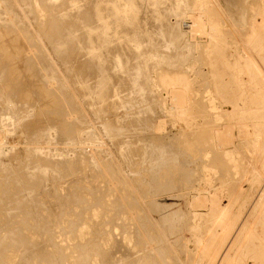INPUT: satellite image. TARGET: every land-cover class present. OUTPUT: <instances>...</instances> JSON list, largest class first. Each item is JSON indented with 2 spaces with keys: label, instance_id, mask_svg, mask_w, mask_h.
Segmentation results:
<instances>
[{
  "label": "rangeland",
  "instance_id": "rangeland-1",
  "mask_svg": "<svg viewBox=\"0 0 264 264\" xmlns=\"http://www.w3.org/2000/svg\"><path fill=\"white\" fill-rule=\"evenodd\" d=\"M33 1H34V3L35 2L37 4L39 3L38 5L35 4V8L37 10L33 7L34 6ZM37 1H39V2H37ZM44 1H46V0H41V1L40 0H32V1L31 0L30 1L29 0H22V1L21 0H4V2H3V0H0V23H1L0 24V75H1L0 76V129H1L0 130V180L2 179L3 181L5 180L6 183L8 182L7 183L8 185L6 184V186H4V188L9 187V185H11L12 187L17 186V185H20V187L21 186L23 187V188H20L18 192L16 191L20 195V197L22 196L20 200L18 199L19 200L18 202L21 205V208H18L19 205H18L17 200L16 199L13 200V198H15L14 196L11 197L12 193H13V195L14 194L16 195V192L14 193L13 189L12 190L10 189L11 186L8 189L6 188L7 190H5L4 188H1L3 186V184H0V186H1L0 189H2L0 191H3V189L5 190V191H3V192H5V193H3L4 196H6L7 193L12 192V193L7 195V197L9 195H11V196H9V198L11 197V199H7V200L5 199L6 197H3L2 194H0V196H1L0 198H2V201L0 199V204H2V202H5V203L7 202L6 204L5 203L2 204L3 208H1L2 211L1 210L0 211H1V213L5 214V215L10 213L8 215L9 216L8 220L9 221L12 220V221L7 223V226L5 225L6 223L3 224L5 226L2 225V228L0 226V229H1L0 231L3 233L2 234L0 232V239H1L0 240L1 241L0 242V246H1V243L3 244L2 246L9 245V243L11 245H14V243L19 244L18 246L20 248V251L22 250L21 248L23 247V251H22L23 253L22 252H17L16 253V251H15V256H16V254H18L17 257L20 256L19 254H24L23 257L20 256L19 259H21V257H22V259H24L26 257L25 259L27 260L29 255L32 253L30 255L31 258L29 257V260H27L29 262V264L30 263L34 264V261H37V260H39V263L42 262L44 264H48V263L51 264V262H52V264H66V263H69L68 261H71V264H73L74 261H76V260H70V258L73 259V257H75L74 259H76V257H77V261L83 260V261L77 262L78 264H86V263L87 264H94V263L95 264H97V263L98 264H103V262L106 261L107 258L109 259V260H107L109 262L108 263L104 262V264H109V263H111V264H124V263L131 264L133 262H134L133 264H136L135 261H138L139 258H141L142 256L143 257L148 256V253L151 256L150 263L148 262L149 264H151V263L152 264H155V263L156 264H171V263L172 264H194V263L198 264L197 262L202 260L205 252L207 253L208 251H212V252L214 251V254H215L216 251H217V248H219V244H218V246L215 247L214 250H211V249H212L214 240L217 237H219L221 235V233H222L221 227L223 228V225H222V214H221V212L228 205V202L232 201V197L233 196L231 195V193L236 192L239 189L243 188L242 191H244L247 194L248 203L255 196V193L257 191V186H254L251 189L250 183H249V179H251V175L254 172L253 170H255L257 168V165H259L258 164L260 162V154H259V152H260L261 146L264 144V137L263 138H255L254 137V135L252 134L253 128H252L251 123H248L249 124L248 128H242L241 130L240 129H238V130L235 129V133H236L235 136L236 137L234 138V140H231L230 149L233 150V151H236V150L237 151L235 152V154L233 156V161L234 162H231V164L229 163L230 167L228 166L229 170H226V174L223 173V172H225V171H223V169H219V165L220 164H217L218 168L216 169V166H215L216 164L215 163H218V162H216L215 157L217 156V154L222 153V151L219 150V149H214L216 147L213 146V143H212V145H210L211 142H212L211 140L207 141V143L204 144V148L206 149V153L204 154L206 156L205 158H204V156L201 159H199V157H196V158H194L196 160H193V159L190 158V155H189L190 153H188L189 151L187 149H185L186 145L190 141H191L192 144L195 143V138H192V140H191V139H189L187 137V128L184 125L185 123H184L183 119H181L179 116H177V113H176L175 110L171 109L174 106L173 100L171 99L174 96V94H172V92L173 93H175V91L177 92L178 88H174L175 90L172 89V88L166 89L165 87H163L161 85V80L163 78H165V80H172V79L177 78V77H184V78H188L189 82L190 81L193 82L192 84L190 82V85H191V90L193 91L192 94L194 93L193 94V99L197 103L196 111H198V112L200 111V109H201L200 106L204 105V107H205V108H203V112L204 113L202 112V114H201V116L203 118L202 119L203 122L201 121V123H204V124L201 125L200 128L197 127V129L201 130L202 132L208 130V128H205V127H207V126H209L211 124H212V126H214L215 112H217V111H218L217 113L220 112L219 111L220 108H218L217 111L216 110L213 111L211 108H209V104H208L209 101H208V99L206 97V91H207L206 89L207 88L204 87V86H206L205 83H207V81H208V80L207 81L205 80L204 76L206 77L207 75L211 74V72L216 74L217 71H218L219 66H218V59H217V54H216L218 50H215V49L214 50L213 49H204L203 50V48H205V47H201V46H203V44L205 42L204 40L203 41L198 40V44H196L194 42V40L191 41V39H190L191 36L189 37V35H187L188 29H187L186 26H187L188 23L189 24L192 23L191 20L193 19L192 18L193 17V13H191L189 0L184 1L186 3V6H184V7L181 6L183 1H179L181 7L178 5L179 7L177 6L176 8H174L175 10H177L179 12H177V11L175 12V10L172 12L171 10H173V9H170L169 13L167 12L168 15L166 14V17H165L166 21L163 20V22H161V24H160V22H157L158 21V17L156 15L157 11H160L159 9L167 8L169 6V3L172 0H167V1L166 0H148V1L147 0H141V1L140 0H132V1L131 0H126L127 2L121 0L122 3H125V2L127 3V4L125 3L126 5H124L126 7V10H125L126 12L124 11V9H125L124 7L121 8V9L124 8L123 10L117 9V8H114V7H110L112 2L108 1V0H105L104 2L106 4L103 2L105 4V5H103V8H105V10H108L109 12L107 14L106 13L107 11H104L103 13L105 15L101 13L102 14V18L104 17L103 18V24L104 25L102 24V26L99 27V28L102 31L99 32V30L96 29L94 31L95 34L98 31V33L96 35L95 34L93 35L92 32L89 31L90 36L92 37V38L91 37L90 38L92 40L90 38H88V40H89V42H91L90 43L91 46H93L92 44L95 45V43L98 42V43L101 44V45L98 44L99 47H102L100 49L101 51H98L99 47H96L98 50L95 48L98 52H100V55L96 51L97 52V54H96L97 57L94 55L95 53L92 55V57L94 56L97 59H94V57H93V59H94L93 60L91 58L92 63H91V60H90V64H93L94 62H98V64L102 63V64H100V67L102 68V66H103V68H107L108 71H111L110 72V77L111 78H109V77L106 78L105 77L106 78L105 79V78H103L104 77V75H103V77H101L98 80H96L97 78L93 79L96 76L95 71H94L92 73V78L87 77L88 79H91V80H88L86 78V81L81 80V81H78V82L74 81V79H76V78L74 76L72 77V72L73 71L76 72V70L79 71V72H86V73L89 72L88 70L87 71L86 70L81 71L80 69L82 67H80V65L82 64V66H83V61L84 60L85 61H89V60H86L87 58L89 59V57L86 54L89 55V53L91 52L89 50L90 48L89 49L87 47H85V48L82 47L81 48L79 46V44H78L79 41H78V38H77L76 40H77L78 43L76 41L75 42L77 43L78 46H76V43L75 44H71V45H73L71 47L72 48L71 50L69 48V50L66 51L65 50L66 48H64L65 45L62 44V46H61L62 51L65 50L68 53L66 54V57L64 56L63 58L59 59L58 55H57L56 48H54L53 45H50L52 43V42H50L52 40L50 35L47 38L48 34L50 33L49 32L50 27L51 26H53V27L56 26L55 28L57 30H59V32L61 33L60 34L61 39L59 38L60 40H62V38H64L63 40H65L66 38H69V40L71 39V36H69L68 34H67L68 35L67 36L66 33L64 34V32L68 31L66 25H68L70 20L69 19H64L65 21L66 20H68V21L66 22V25H65L66 27L64 26V27L61 28V25L65 24V22L63 20L61 21V19L57 18L58 16L60 17V15L62 16V14H60V12L63 13V15H64V13H66L65 11L69 9L68 7H66L68 5L67 1L69 2L71 0H67V1L65 0L66 2H64V0H63V2H59V0H52V1L51 0H47V2L49 1L51 3V5H54L55 3H58L57 6H55V5L54 6H51V5H47L46 6L47 3H44ZM72 1L69 4L73 5L72 3L74 1L73 2ZM83 1H86V0H83ZM135 1H137L136 4H138V5H136V7L138 6L137 9H135ZM146 1H147V3H146ZM151 1H153V2H151ZM173 1H175V0H173ZM206 1L210 4V5L208 4V7L209 6L211 7L210 8L211 11L208 9L209 14L207 13L208 15L205 16L206 17L205 18L206 21L209 22V23H216L217 21L218 22H222L221 23L223 25L222 28H223L224 31H227V32H225V33H227L226 39H227V42H229V40H230L229 38L231 36V32H232V28H233V20H231L232 19V14H231L232 12H231V10L229 8V0H225V1L224 0H205V3H206ZM28 2L30 4H28ZM107 2H111V3L109 4ZM184 2H183V4H184ZM2 3H4V4H2ZM42 3L45 4L46 9H44L45 6ZM153 3H154V5H153ZM65 4H67V5H65ZM107 4H109V5H107ZM144 4H146V5H144ZM213 5H214V7H213ZM28 6L30 8L33 7L34 9H32V11H31V9ZM40 6H41V8L43 10L41 8H39ZM108 6H109V9L111 8L110 10L106 8ZM129 6L130 7L132 6V8H129ZM226 6H227V8H226ZM51 7H53L55 10L56 9L57 10L55 11ZM65 7L68 8V9H66ZM185 7H186V9H185L186 11L184 10ZM38 8L41 10V12H40V10ZM50 8H51V10H50ZM80 8H82V7H80ZM146 8H147V10H146ZM187 8H189V9H187ZM7 9H8V11H7ZM76 9L77 8L74 7L72 10H76ZM79 9H77V11L79 13L77 11H72L73 13L76 12L75 14L72 13V16L75 15L73 17V19L76 17L75 21H77V23L79 24V30H77L75 28L77 30V32H76L77 34H75V35H80L81 36L82 33H84V31L86 30V28L88 29V27L90 25L92 26L93 24H92V21L88 17L87 14L85 15L86 16L85 18L86 19L89 18L88 21L85 20L84 17H82V15H81L82 11L80 12ZM182 9H183V11H182ZM212 9H214V10L212 11ZM44 10H48V11H44ZM188 10L190 12H188ZM51 11L54 12V15H53V13ZM57 11H60V12H57ZM116 11H117V13H116ZM136 11L139 14H136ZM214 11H215V14L213 13ZM33 12L35 14L39 13L40 15L39 16H38V14L35 15ZM42 12H43V14L41 15ZM44 12H45L46 15H44ZM133 12H135V13L133 14ZM174 12H175V14H174ZM55 13H57V14H55ZM78 14H80L82 18ZM101 14H100V16H101ZM135 14H136V16H135ZM153 15H156V16H153ZM230 15H231V17H230ZM36 16H38V17H36ZM52 17H56L57 19L56 18H52ZM150 17H152V18H150ZM153 17L157 18V20L155 18H153ZM201 17L204 18L203 14H201ZM43 18H46V19L44 20ZM80 18L82 20H84V21H82ZM116 18L120 19V21H118V19H116ZM128 18H130V19H128ZM135 18H137V21H135V23H134L133 20H135ZM189 18L191 20H189ZM222 18H223V20H222ZM39 19L40 20H44L46 22H42ZM54 20H56V21H54ZM78 20L79 21L81 20V22H79ZM115 20L117 22H121L122 23V24H118L117 23L118 26H120L121 28L118 27L117 24H114V23H116ZM36 21H38V22H36ZM122 21L124 22L125 26L123 25ZM50 22H52L53 24L50 23ZM60 22L63 23V24H59ZM85 22L87 24L86 26H85ZM109 22H110V24H109ZM226 22L228 23V25H227ZM38 23H40L42 26L40 24H38ZM48 23H50L49 24L50 27L48 26ZM133 23H134V26H132ZM138 23H139V25H138ZM163 23H165V24H163ZM166 23H167V25H166ZM82 24L84 25L85 28L82 27L83 28V32H80V31H82V28H81ZM122 25L125 27L124 29H122L123 28ZM126 25L129 26V27H127ZM168 25L169 26L171 25V26L169 27ZM91 26H90V28H92ZM166 26L169 27V28H167ZM43 27H45V28H43ZM114 27H116V31H114L115 30ZM161 27H163V28L166 27L167 30H166V28L165 29L162 28L166 32L162 31ZM171 27L172 28L174 27L173 29L176 30V32ZM1 28H3V29H1ZM12 28H13V30H12ZM64 28H66V29H64ZM102 28H106L107 31H106V29H102ZM7 29H9V30H7ZM109 29H110V31H109ZM169 29L170 30L172 29V30L170 31ZM122 30H123V32H121ZM228 30H230L231 32H229ZM105 31H106V34L104 33ZM46 32L48 34H45ZM115 32H117V33H115ZM120 32L122 34H119ZM228 32H229V34H228ZM7 33L9 34V36H8ZM167 33H169V34H167ZM63 34L65 36H63ZM121 35H123L122 36L123 39H121V37H120ZM15 36H17V37H15ZM108 36H109V38H107ZM115 36L116 37L118 36V37L116 38ZM171 36H173V37L171 38ZM177 36H179V38L175 39V37H177ZM88 37H89V35H88ZM93 37H96L98 39L100 38L99 39L100 41L98 39H96V38H93ZM103 37L106 38V39H104ZM130 37H132L133 42L135 41L134 40L135 37H138L136 39L137 40H141L142 44L139 45V42L137 40L136 41H137L138 44H136L135 42L133 43L132 39ZM114 38H115V40H114ZM80 39L82 40V36L80 37ZM93 39H95L96 41L98 40V41L94 42ZM63 40L60 41V42L64 43L65 41H63ZM71 40H73V39H71ZM80 43H82V41ZM195 44L198 45V46H196ZM98 45L96 44V46H98ZM134 45L135 46L139 45V47L136 46L137 47L136 48ZM187 45L189 47L190 46L191 47L189 48ZM199 45H200V47H199ZM110 46H111V48H110ZM119 46L122 47V49L120 51L117 50L118 52H116L115 51L116 49H120ZM142 47L145 49L144 51H143ZM76 48L77 49H81L82 51L80 52V51L76 50ZM86 48L89 50V51L86 50L87 53L83 52V50L85 51ZM54 49L56 50V52H55ZM74 49L77 51L76 55L81 54V55H78V56H81V57H79L77 59V60L80 61V63L78 61V64L75 63L77 61L76 58L78 56L75 55V57H76L75 61L73 59L74 58L73 54H75L74 53L75 52ZM111 49H113L114 51H112ZM109 50H110V53L108 54ZM134 50H137V51H134ZM140 50H142L141 52H145L146 51V54L144 53V56H147L148 59H149L148 60L146 57L143 56L144 58L147 59L146 63L148 64V65L146 64V67H145L146 70L145 69L144 70H140V71H142L143 74L141 72H138L139 70H136L137 72L135 73V70H134V67L138 63H142V62H144L146 60V59L143 60V58L141 56L143 53L141 54ZM205 50H206V53H204ZM59 51H61V49H59ZM121 51L123 53L121 59L125 63V64L123 63V67H121L122 64H119V63H122L121 62L122 60L120 59V56H119V54L121 55ZM102 52H103L104 57H102V59H101V56H103ZM137 52H138V54H137ZM200 52H202V54H204V56H201L202 54ZM116 53L119 56V58L116 57ZM226 53H228V50L226 51ZM16 54H17L18 58L16 57ZM69 54H72V55H69ZM106 54H108V55H106ZM90 55H91V53H90ZM134 55H136V56H134ZM137 55H138L139 58H137ZM150 56H151L152 60H151ZM5 57H7V58H5ZM8 58H10V60H11L9 62V64L7 63L9 61ZM162 58L164 60H162ZM42 59H43V61H42ZM98 59L101 60L100 63H99ZM118 59H119V62H118ZM197 59L198 60L200 59V61H198ZM72 60H73V64H72ZM159 60H162V61L159 62ZM31 61H33V62H31ZM62 61L63 62L65 61V63H63ZM183 61L184 62L186 61V62L184 63ZM69 62L71 63L70 65H69ZM2 63H4V64H2ZM163 63H164V65H163ZM6 64L9 66V67L6 66L7 69L5 68V66H2V65H6ZM94 64L96 65V63H94ZM200 64H202V65H200ZM30 65H32V66H30ZM125 65H128L130 67L126 68ZM156 65H158V66H156ZM174 65L175 66L179 65V66H176V67H178V68H176ZM210 65H213V66H210ZM149 66H153L154 69H153V67H149ZM1 67H2V69L5 68L4 70H7V71L4 72L1 69ZM131 67H133V68H131ZM123 68H125V69H123ZM9 69H11V70H9ZM85 69H87V67ZM200 69H202V71ZM127 70H128V72H127ZM147 70L149 71V73H147ZM208 70H209V72H208ZM1 71H3L7 75L2 73ZM120 71H121V73H120ZM125 71L127 72V74H126ZM129 71H130V73H129ZM132 71H134V72H132ZM200 71L201 72L204 71L203 72L204 74L201 73ZM6 72H8V73H6ZM51 72H53V73H51ZM123 72L125 73V76H124ZM131 72H132V74L134 73L135 75L134 74L132 75ZM198 72H200V73H198ZM122 73H123V76L120 75ZM128 73L130 74L128 80H130V78L131 79L133 78L132 80H134V81H133V84H132V80H130L131 82L130 81L129 82L131 84H127V87L125 88L126 90H128V92L127 91L123 92L124 90H122V85L126 81V78H128L127 77ZM158 74H160V75H158ZM118 75H120V76H118ZM192 75L193 76L195 75V76L193 77ZM200 75L202 77V81L200 80L201 79ZM121 76H122V78H119ZM133 76H135L136 78H134ZM144 76H146V77H144ZM1 77H3V79ZM4 77H6V78H4ZM10 77H12V78H10ZM84 77L81 76V78L85 79ZM14 78H16V79H14ZM81 78L78 77L79 80ZM190 78H193V80H190ZM17 79H18V81H17ZM102 79H103V82L105 81L104 83L101 81ZM107 79H109L111 81H109L107 83L106 82ZM138 79H139V81H138ZM1 80H3V81H1ZM122 80H124V82ZM6 81H7V83H6ZM10 81L12 82L13 86L15 84V87H14L15 90L12 92V94H11V92H9V90H11V89L13 90V86H11L12 84H11ZM73 81L75 83H79L80 86L84 87L83 88L84 90L82 89V87H81V90H78V88L80 86L76 87L74 85ZM94 81L97 82V84H95ZM136 81H138L137 84H136ZM195 81H197V83ZM8 82H10L9 85H8ZM17 82L18 83L20 82V84L18 85ZM83 82H84V86L81 85V84H83ZM90 82H91V84H90ZM99 82H102L101 84H104L103 86H105L106 83H107V87L105 88V90H107V88L109 90H107V91L103 90L104 88L102 87V85H100V86L98 85V84H100ZM85 83H87V84L89 83L87 87L90 88V89L88 90V88H87V91L85 90V88H86L85 85H87ZM110 84L112 86H108ZM116 84H117V86H116ZM198 84L200 85V87H199ZM202 84H203V86H202ZM16 85H18L17 89H16ZM76 85H78V84H76ZM94 85H96V86L98 85L99 88L102 87V88H100L101 89L100 91L98 90L100 92V94H99L98 91H96L97 87L94 86ZM118 85H121V86H118ZM10 87H11V89H10ZM116 87H117V89H116ZM94 88H95V90H94ZM118 88H120L121 92L118 90ZM137 88H139V90L141 89V91L137 90ZM133 89L135 91H133ZM200 89H201V91H200ZM202 90H204V92ZM212 90H213V86H212ZM16 91H18V92H16ZM79 91H81V92H79ZM91 91L95 92V93H92ZM104 91H105L106 94H108L106 96H108L109 99L107 98L108 101L106 100L107 101L106 102L104 100L106 98H104L103 100L105 102L102 101L103 102V106L100 107V105H102V103H100V104H98V103L101 101L100 97L102 99V95H104V97H105V93H103ZM83 92L84 93L89 92L88 94H86V96H87V98H88V96H91V99H90V97H89V99L92 100L91 102L94 104L95 107L92 105L90 100L89 101H88V99H86L87 101L85 100L84 97H86V96H84L85 94ZM96 92H98V94ZM115 92H116V94H115ZM117 92H119V93H117ZM198 92H199V94H198ZM195 93H197V94H195ZM79 94H81V95H79ZM139 94H141V95H139ZM15 95H16L17 99L15 98ZM194 95H195V98H194ZM10 96H11V98H10ZM31 96H33V97H31ZM97 96L99 97V99H97ZM200 96H202V97H200ZM93 98H95L96 101ZM10 100L13 101V102H11ZM121 100L123 102H121ZM111 101L112 102L114 101L116 103L113 102L114 103L113 104ZM40 103H42V104H40ZM88 103L90 104V106L88 105ZM106 103L108 105H109V103H111L110 105H112V104L113 105H112V107L110 109H108L110 106H108ZM119 103H120V105H119ZM201 103L203 105H200ZM86 104H87V106H86ZM96 104L99 105V109H98V105H96ZM14 105H15V108H14ZM91 105H92V107H91ZM102 108H104L103 111H101ZM99 110L101 112L100 115L98 114ZM31 111H33V112H31ZM10 112L12 113V115H10L11 114ZM15 113H16L17 116L15 115ZM94 113H96V114H94ZM30 115L32 116V118H30L31 117ZM35 116H37L36 117L37 119L39 117V119L37 120L35 118ZM43 116H47V117H45V119H44ZM49 116L52 117L51 120L49 119ZM197 116H199V115L196 114L195 117H197ZM24 118L26 119V121L24 120ZM29 118H30V120H28ZM46 118H48V120ZM53 118H55L57 121L55 119H53ZM32 119H33V121H32ZM34 119H36V120H34ZM204 119L207 122H205ZM20 120L21 121L23 120L22 123H21ZM39 120H40V122H39ZM3 121H5V122H3ZM28 121H29V123H28ZM37 121L39 123H37ZM41 121L43 122V124H42ZM58 122H60V124ZM56 123H58L59 126H55V125H58ZM22 124H24V125H22ZM29 124H31V126ZM61 124H62V126H61ZM32 125H33V127H32ZM69 125H70V127L71 126L72 127L70 128ZM53 126H55V127H53ZM27 127H29V128H27ZM57 127H60V129L63 127L62 130L64 131V129H65L66 133H65V131L63 132L59 128L57 129ZM66 127H67V129H66ZM28 129H30V130H28ZM244 130L247 131V132H250L251 135H248L247 137L240 136L239 132L240 133L241 132H245ZM59 131H60V133H59ZM111 133H113V134H111ZM59 134L64 135V136H61ZM84 134H85V136H84ZM59 136H61L60 140H59V138H60ZM187 138L189 140H187ZM98 143H99V145H98ZM127 146H128V148H127ZM36 147H38V148H36ZM123 148H125V150ZM181 148H183L182 152L180 151ZM126 149L127 150H131V151H127L126 154H124L126 157H128V159L132 158L131 162H130V160H126L127 158H125V156L122 154V153H124L123 151H126ZM35 151H37V152H35ZM186 151H188V152H186ZM212 151H214V152L211 155ZM128 152H129L130 156L131 155H133V156H131V157L128 156L129 155ZM162 152H164V153H162ZM40 153L42 155H40ZM237 153H239V154H237ZM136 154H137V156H136ZM148 154H149V156H148ZM121 155H122L123 159H122ZM87 157L89 158L90 161L88 159H86ZM139 157H141V159H138ZM210 157H211V159H210ZM38 158L40 160H38ZM235 158L239 162L236 161ZM33 159L35 161H33ZM42 159H43V164H41V160ZM54 159L60 160L62 163H66L65 166H67L69 164L68 166L72 167V168L71 167H69V168L67 167L68 170L65 168L66 171H65V169H63V171H64L63 175H65L64 177L62 175H61L62 177L60 176L61 178L60 177L59 178H57V177L55 178L54 177L55 175L56 176L58 175L56 173V170H58V165H59L58 163L55 164L57 166L54 165V167H56V169L53 168V166L49 167V165H50V163H49L50 161L49 160L52 161ZM65 159H66V161H65ZM86 160H87V162H86ZM44 161L46 163H49V165H47ZM28 162H29V166H31V168L28 166ZM203 162H204V164H203ZM44 163L46 164L44 166V169H45V171L47 173L55 172V174H53V173L50 174L49 173V176L50 175H54V176H50L52 178H50L48 176V174L45 171H43V170L42 171L40 170V172H39V168L40 167L38 169L37 168H35V169L33 168L35 166L36 167L39 166L40 164L44 165ZM82 163H83V165H82ZM199 163L202 164L203 166H205L206 170L208 171L207 174H206L207 175L206 178L208 179V182H206V184L203 183L201 186H198L196 183H194V187H192L190 189L186 188L187 186H185V184L182 185V183H181L182 182V178L180 179V177H179L180 171L181 170L183 171L185 169H189L190 171H195V170L198 169V168H196V166ZM87 164H89L91 166V167L89 166L91 168L90 169L91 171L88 170L89 168H87L88 167ZM206 164H207V166H206ZM211 164L212 165L215 164V165H213L214 167L213 166L210 167ZM24 165H27L28 167H25ZM79 165H80V168H82V169L79 168ZM85 166H87V167H85ZM232 166H234V168ZM45 167H48V168L46 169ZM49 168L51 169V171L49 170ZM231 168H232V170H230ZM19 169H22V171H20ZM42 169H43V167H42ZM52 169L55 170V171H53ZM18 170L21 173L23 172L22 174L19 173V175L23 176L25 174L23 176V178H25V176H26L27 179H28L29 176H32V175L33 176H37L36 175V171H38L39 174H41V178H40L39 174H38L39 177H37L38 181H40V182H38L37 179L36 180L35 179L31 180L32 177L31 178L29 177L30 178L29 180L31 182H28L29 180H27L26 178H25V180L22 179V177H21L22 180L19 179L20 176H18L19 178H17L16 177V173L18 174V172H17ZM47 170H49V171H47ZM69 170L72 171L70 174H69V172H70ZM210 170H213V171H210ZM218 170H220V171H218ZM238 170H239V172H237ZM85 171H88V172H85ZM170 171H171V173H170ZM172 171H174V172H172ZM41 172H43V175L45 173V178L42 176ZM177 172L179 173V175H178ZM230 172L232 174H230ZM8 173H9V175H8ZM195 173H197V172L195 171ZM26 174L29 175V176H27ZM66 174L68 176H66ZM71 174L74 175V176H72ZM94 174H95V177H94ZM224 174L227 177L226 180H228V181L225 180ZM229 174H230L231 177L228 176ZM84 175H86V176H84ZM98 175H100V178H99ZM104 175H106V176L104 177ZM175 175H177V176H175ZM234 175H236V176H234ZM46 176H48V177H46ZM82 176H84L85 178L82 177ZM247 176L250 177V178H248ZM53 177L55 178L54 180H57L58 182L54 181ZM65 177L69 178V180L66 179ZM93 177H94L95 181H94ZM173 177L178 179L179 182H178V180L176 181ZM244 177H246V178H244ZM16 178L21 180V181L18 182V184L16 183L17 181L15 182ZM34 178H36V177H34ZM39 178L41 180H39ZM90 179L93 180V181L90 182ZM99 179H101V181ZM234 179H235V181H234ZM243 179H245V180H243ZM5 181L3 182L4 185H5ZM22 181H23L25 186L22 185L23 183H20ZM32 181L36 183V184L34 183L35 185L31 184L32 186H34L33 189L35 187H37V189H34V190L31 189L32 186L29 183H33ZM172 181L175 182V183L173 184ZM0 182H2V181H0ZM14 182L17 185L13 184ZM25 182L28 183L31 186V187H29L31 189V191L28 190V188L25 189V187L27 185V184H25ZM37 182L40 183V185H38ZM69 182H70L71 187L68 186ZM221 184L223 185V188H222ZM235 184H236L237 187L235 186ZM29 185H27V187ZM65 185H67V186L65 187ZM59 186H63V188L61 189V187L59 188ZM72 186L73 187L77 186L76 189H75V194L78 195V196H76L74 194V196H75L74 197L73 194H71L72 196L69 194V188H67V187L73 188ZM200 187H201V191H203V192L198 191V189ZM209 187H210V189H209ZM77 188H79V189H77ZM66 189H68L67 190L68 194L65 192ZM103 189L106 190V191L105 190L104 191L107 194L104 193ZM178 189L180 191H178ZM8 190H9V192H7ZM21 190H22V193L20 194ZM76 190L78 191L77 193H76ZM79 190H81V191H79ZM90 190H91V192H90ZM36 191H37V193H36ZM61 191H62L63 195L60 194ZM162 191H163L164 194L162 193ZM194 191H196V192H194ZM197 191L200 192L202 197H204V208H199L198 211H196L197 216L193 217V213L194 212L190 209L188 202H190L191 197L196 196ZM58 192L62 196H64V194H66V197L64 196L65 199L68 198V196L70 195V197L73 199V201H71L69 203L66 202L68 204V205H66L65 201H62L63 200V198H61L62 196H60V195L56 196V195H58ZM81 192L82 193L84 192L85 194L83 193L84 194L83 195ZM92 192H94V193H92ZM99 192H101V193H99ZM48 193H49V195H48ZM90 193H91V195H90ZM102 193H104L105 195L102 194ZM93 194H95V195H93ZM98 194H102V195H98ZM146 194H148V195H146ZM80 195H82V196H80ZM89 195L91 197V200L88 199ZM150 195H151V197H150ZM94 196H96V197L94 198ZM101 196H103V198ZM77 197H79V200H78ZM97 197H100V198H98L100 201L98 199L96 201ZM106 197H107V200H106ZM139 197H140V199H139ZM51 198H53V199H51ZM74 198L77 199V200L74 201ZM34 199L35 200L37 199V201L38 200L41 201V202L38 201L41 204H39L38 202L36 203ZM59 199H61V202H60ZM92 199L95 201L94 203L90 202V201H93ZM183 199L186 200V202L183 201ZM188 199H189V201H188ZM22 200H23V202L21 203ZM8 201H9V203H8ZM13 201H15V202H13ZM32 201H34V202H32ZM48 201H50V202H48ZM80 201H82V202H80ZM98 201H99V203L104 201V203L102 202L103 203V207L101 206L102 203H100L101 205L99 203H97ZM106 201L108 202V203H106L107 205L110 202V205H109L110 207L108 206V208H106L107 211H106V209H104L107 206L105 204ZM26 202H27V204H26ZM87 202H89L88 203L89 206L87 204H85ZM151 202L152 203L154 202V203L152 204ZM155 202L156 203L159 202V203H157V207H156ZM184 202L186 204H188V205H186ZM14 203H16L17 205L15 204V206H13ZM23 203L25 204L24 206H23ZM57 203L58 204L60 203V204L58 205ZM73 204H74V206H73ZM159 204H161L162 206L159 205ZM98 205H100V206H98ZM87 206L92 209V212H91V210H89L91 212V214H92V215L90 214L91 215L90 217L92 218V216H93L92 219L89 217V215H87V214H89L88 210L87 209L85 210V207L87 208ZM95 206H96L97 209L95 208ZM150 206H152L153 208L150 207ZM28 207L31 208V209H28ZM93 207H94V209H93ZM98 207H102L104 209V211H103L102 208H101L102 209L101 210ZM163 207H164L165 212L163 210ZM179 207H180V210H179ZM187 207L189 208V210H188ZM17 208L19 210L22 209L21 210L22 212L18 211ZM24 208L26 210L28 209V211L30 210L31 212L29 211L30 212L29 213L28 211L24 210ZM34 208H37V209L39 208L41 211L40 210L36 211L37 209L34 210ZM78 208L79 209L81 208V209L78 210ZM156 208L159 209V210H157ZM172 208H174L175 211L172 210ZM160 209H162V211ZM6 210H9V211H6ZM151 210L154 211L155 213L154 212L152 213ZM62 211H64V212L66 211L65 213L67 215L64 212H62ZM79 211L81 212V214H80ZM101 211H103V212H101ZM116 211H117V213H116ZM140 211H143L144 213H142ZM157 211H159V212H157ZM160 211L162 213H160ZM173 211L175 213H173ZM191 211L193 213H191ZM25 212H27V213L25 214ZM36 212L37 213L39 212V215L37 214L38 216L36 215ZM44 212H45V214H44ZM100 212L102 213L101 217H99L101 215ZM104 212L107 213V214H105ZM163 212H164V214H163ZM1 213H0V218H1ZM28 213H29V215H28ZM31 213H32V216H30ZM33 213L35 214V216L33 215ZM47 213H48V215H47ZM97 213H99V214H97ZM174 214H176V215H174ZM10 215H12V216L10 217ZM43 215H44V217H42ZM73 215H75V216H73ZM97 215H98V217H97ZM22 216H24V217H22ZM27 216L31 217V218L27 219ZM94 216H95V218H94ZM105 216L108 217V218L107 219H103V218H106ZM55 217H56V219H55ZM187 217L190 218L191 220L188 219ZM68 218L71 220V222L74 220L73 223H71ZM87 218H89V221L91 223L88 221ZM100 218H102V219H100ZM39 219H40V222H39ZM77 220H79V221H77ZM43 221H44V223H42ZM102 221H103V225H101ZM104 221L107 222V223H104ZM187 221H188V223H187ZM58 222H59V224H58ZM87 222H89V224ZM45 223H46V225L47 224L48 225L47 226L44 225ZM74 223H75V225H74ZM1 224L2 223H0V225ZM61 224H64L67 228L64 225H63L64 226L63 227ZM145 224H146V226H145ZM86 225L87 226L90 225V226L87 227ZM100 225L102 227H100ZM27 226H29V227H27ZM70 226H71V228H70ZM78 226H79V228H78ZM97 226H99L101 229L99 227H97ZM84 227L85 228L87 227L88 229H85ZM21 228H22V230H21ZM25 228H26V231H25ZM41 228H42V230H41ZM49 228H51V229H49ZM74 228H75L76 233L74 232ZM91 228H94V230L93 229L91 230ZM54 229L56 231H53ZM120 229H121V231H120ZM7 230H8L9 233L7 232ZM14 230L17 231V232H15ZM80 230L81 231L84 230V233L80 232ZM86 230H87V233H86ZM89 230H90V232H89ZM101 230H102V232L104 234H102ZM91 231H93V232L91 233ZM125 231H127V232H125ZM140 231H142L144 235L139 233ZM78 232H80V233H78ZM94 232H96V233H94ZM135 232L137 233L136 235L139 234L138 235L139 238L138 237L137 238L134 237V236H136V235H134ZM146 232L147 233L149 232V233L147 234ZM14 233H16V234H14ZM43 233H45V234H43ZM64 233H65V235H64ZM88 233H89V235L87 236ZM145 233H146L147 236H145ZM19 234H20V236H19ZM80 234H81V236H80ZM82 234H84L83 238H82ZM95 234H96V236H95ZM151 234H152V236H151ZM10 235H11V239L10 238L7 239V237H10ZM12 235H13V237H12ZM52 235H53L54 238L52 237ZM58 235H60V236H58ZM101 235H102V238L100 237ZM142 235H143V237L145 236L146 239H144V238L140 239V237H142ZM148 235L151 236V237H149ZM30 236H32L33 239L30 238ZM91 236H93L94 238L91 239ZM27 237L30 240H28ZM75 237H78V238H75ZM86 237L87 238L89 237L88 239H90V240H88ZM147 237L152 239V240H156V241L152 242V240H149ZM12 238L13 239L16 238V239L13 240ZM23 238H25V240ZM45 238H47V239H45ZM73 238H75V239H73ZM81 238L83 239V243L84 244L81 243L82 242ZM104 238H105V240H102ZM134 238L137 241H138V239H140L139 240L140 242L139 241L136 242L134 240ZM196 238L199 239V241L201 242V246L199 245L200 247H198V245L195 242ZM4 239H6V240H4ZM26 239L28 241H26ZM38 239H40V240H38ZM7 240H9V241L6 242ZM22 240H24V241H22ZM72 240L74 241V243H72ZM75 240L78 241L80 244L76 243ZM109 240H111V241H109ZM143 240H145V241H143ZM31 241L32 242L35 241V242H33L35 245ZM85 241L89 242V244L88 243L86 244ZM101 241H103L104 243L106 242V246ZM114 242H117L116 243L117 245L113 244ZM132 242H134V243H132ZM31 243H32V245H31ZM53 243H54V245H52ZM92 243L93 244L95 243L94 245L97 246L95 248L96 251L94 250V245H92ZM107 243L110 244V245L107 246L108 245ZM135 243L136 244L139 243L137 245L138 246L141 245V247H138ZM140 243H142V244H140ZM146 243L147 244L149 243V245H146ZM90 244L93 247L90 246ZM111 244H113L114 246L111 245ZM20 245L21 246L24 245V246L21 247ZM67 245L68 246L70 245L69 247L71 249ZM79 245H80V247L82 249H83V247L84 248L87 247L88 249H90L92 247L93 249L92 248L91 249L93 250V253L91 252V254H90L91 249L90 250H88L87 248H86L87 250L86 249H83V250L79 249ZM83 245H85V246H83ZM118 245H119V247H118ZM125 245H126V247H125ZM142 245H144V246L142 247ZM25 246H27V247L29 246L31 248L30 251H29V247H28L27 248L28 250L25 249L28 252H26V251L24 252ZM44 246H46V247H44ZM134 246L135 247L137 246V248L135 249ZM148 246H151L152 249L151 248L147 249ZM55 247H57V250L54 249ZM99 247L101 248L102 251L99 249ZM104 247L105 248L106 247L107 248L112 247V248L111 249L109 248V249L105 250ZM132 247H133V249H131ZM60 248L65 250V252H63V251L60 252L62 250ZM140 248L141 249L144 248L143 249V253H142V250ZM32 249L34 250L35 253L31 252V251H33ZM73 249H75L76 251L72 252V251H74ZM128 249H129V251H128ZM41 250H42V252H41ZM98 250H100V254L96 253ZM152 250L154 251L155 254L152 252ZM155 250H157V251L159 250L158 253H160V251H161V253H162L161 255L162 256L158 255L157 251L155 252ZM17 251H19L18 248H17ZM122 251L125 252V253H123ZM82 252L83 253L86 252L84 254V257H83V253ZM102 252H104V254L107 253V255L106 254L105 255L106 256L109 255V256L105 258V255ZM129 252L133 253V254H131L133 257L134 256H136V257H134V258L131 257ZM27 253H29V254H27ZM74 253H75V255H74ZM101 253L104 256L105 260L103 259V256L101 255ZM128 253H129L130 257L128 255ZM26 254L28 255V257H27ZM41 254H43V255H41ZM64 254L65 255H69L70 258L68 256H65ZM70 254H72V255H70ZM77 254L79 256H77ZM110 254H112V255H110ZM120 254L121 255L125 254L123 257H125L126 255L127 256H126V258H124V259L122 258L121 259L122 256ZM140 254H141V256H140ZM153 254H154V256H153ZM33 255L35 257H37L38 259L37 258L33 259V257H34ZM63 255L65 256V258H68L66 260V262L63 260V259H65L63 257ZM155 256H156V258H154ZM96 257H97V259H95ZM98 257H102V259L98 258ZM152 258H154L155 260L153 259L154 260L153 261ZM188 258H189V260H188ZM22 259H21L20 262L24 261V264H26V263L28 264V262H26L25 259L24 260H22ZM125 259H127L128 261H126ZM156 259H158V260H156ZM15 260H18V258L15 259ZM101 260H104V261H101ZM85 261H86V263H85ZM91 261H92V263H91ZM158 261H159V263H157ZM121 262H124V263H121ZM15 263H17V261H15ZM138 263H139V261H138ZM148 263H144V264H148ZM231 264H264V226L262 224L254 223L252 225V227H250V231L244 237V239L242 241V244L239 246V249L236 252V257L234 259V262H232Z\"/></svg>",
  "mask_w": 264,
  "mask_h": 264
},
{
  "label": "bare ground",
  "instance_id": "bare-ground-1",
  "mask_svg": "<svg viewBox=\"0 0 264 264\" xmlns=\"http://www.w3.org/2000/svg\"><path fill=\"white\" fill-rule=\"evenodd\" d=\"M22 1V0H21ZM30 1V0H29ZM32 1V0H31ZM41 1V0H40ZM52 1V0H51ZM67 1V0H66ZM65 0H64V2H66ZM72 1V0H71ZM71 1H67V3H68V5L67 4H65V5H67L66 7H68V8H66V9H68V10H64L66 13H64V15H63V13H61L60 11H57V12H60V14H62V16L60 15V17L58 16L57 18L58 19H61V21L63 20L64 22H65V24H63V23H59V24H63V25H61V28L62 27H64L65 25H66V22L68 21V20H64V19H69L70 21H69V23H68V25H66L67 26V32H64V34L66 33V35L68 34L69 36H71V39H73V40H69V38H66L65 40H63L64 38H62V40L63 41H65L64 43H62V42H60V41H62V40H60L61 39V37H60V32H59V30H57L55 27H53V26H49V24L50 23H52V22H50V23H48V26L50 27V29H49V34L46 32L45 34H48V36H47V38L49 37V35H50V37H51V41L50 42H52L50 45H53L54 46V48H56V50H57V55H58V58L60 59V58H63L64 56L66 57V54L68 53V52H66L67 50H69V48H70V50L72 49L71 47L73 46V45H71V44H75L76 42H77V38H78V41H79V46L82 48H85V47H87L91 52V55H90V53H89V55L88 54H86L88 57H89V59L87 58L86 60H89V61H83V66H82V64L80 65V67H82L80 70L81 71H84V70H88L89 72H79V71H77L76 70V72L75 71H73L72 72V77L74 76L76 79H74V81H76V82H78V81H81V80H84V81H86V78L87 77H90V78H92V73L95 71V74H96V76H95V78H93V79H96V80H98V79H100L101 77H103V75H104V77L103 78H111L110 77V72L111 71H108L107 70V68H103V66H102V68L100 67V64H102V63H100L101 62V60H99L98 59V61H99V63L100 64H98V62H94V63H96V65L93 63V64H90V60H91V58L93 59V57H92V55L94 54L95 56H96V54H97V52L98 51H101L100 49L102 48V47H99V45L98 44H100V43H98L97 41L100 39H98V38H96V37H93V38H96V39H98L97 41L95 40V39H93L94 40V42L96 41L97 43H95V45L94 44H92L93 46H91V42H89V40H88V38H90L91 36H90V33H89V31H91L92 32V34L94 35L95 34V30L96 29H98L99 30V32H101L102 30L99 28V27H101L102 26V24H103V18H102V14H104L103 12L104 11H107L106 13L108 14V10H105V8H103V5H105L106 3L104 2L105 0H86V1H83V0H73L72 2V4L73 5H71V4H69V3H71ZM108 1H111V2H107V3H111V5H110V7H114V8H117V9H121L122 7H124L123 9H124V11L126 10V7L124 6V5H126L127 3V1L126 0H123V1H126L125 3H122L121 2V0H108ZM132 1V0H131ZM141 1V0H140ZM148 1V0H147ZM147 1H146V3H147ZM167 1V0H166ZM179 1H187V0H175V1H169L170 3H169V6L167 7V8H163V9H159L160 11H157V17H158V21L157 22H160V24H161V22H163V20H165L166 21V14H167V12L169 13V11H170V9H173V10H171L172 12L175 10L174 8H176L178 5L180 6V2ZM225 1V0H224ZM3 2H4V0H3ZM20 2V1H19ZM37 2H39V1H37ZM43 2V1H42ZM49 2V1H48ZM47 2V0L46 1H44V3H47L46 4V6L47 5H51V3L49 2L48 3ZM55 2V1H54ZM59 2H63V0H59ZM105 4H104V3ZM136 2L137 1H135V9H137V7H136V5H138V4H136ZM151 2H153V1H151ZM175 2V3H174ZM177 2V3H176ZM183 2H182V4H183ZM6 3V2H5ZM44 3H42V4H44ZM134 3V2H133ZM215 3V2H214ZM223 3V2H222ZM2 4H4V3H2ZM28 4H30L29 2H28ZM33 4H34V8H35V4L36 5H38L36 2L34 3V1H33ZM41 4V3H40ZM57 4L58 3H55L54 5L55 6H57ZM64 4V3H63ZM109 4H107V5H109ZM132 4V3H131ZM150 4V3H149ZM148 4V5H149ZM181 4V6H186V3L184 2V4L182 5ZM208 2L206 1V3H205V0H189V5H190V8H191V13H193V19L191 20L190 18H189V20H191V22L192 23H188L187 24V29H188V32H187V35H189V37L191 36V41H193L194 40V42L196 43V44H198V40H200V41H205L204 42V44H203V46H201V47H205V48H203V50L204 49H215V50H218L217 51V59H218V66H219V68H218V71H217V73L216 74H214L213 72H211V74H209V75H207L206 77L204 76V78H205V80L207 81V83H205L206 84V86H204V87H206L207 89V91H206V97H207V99H208V101H209V108H211L213 111L214 110H216L217 111V109L218 108H220V112L219 113H217V112H215V122H214V126H212V124L211 125H209V126H207V127H205V128H208V130H206V131H201V130H199V129H197V127H199L200 128V126L201 125H203L204 123H201V121H202V116H201V114H202V112H203V108H205L204 107V105L201 103L200 105H203V106H200V111L198 112V111H196V107H197V103L194 101V99H193V94H192V90H191V85H190V82L188 81V78H184V77H177V78H174V79H172V80H165V78H163L162 80H161V85L163 86V87H165L166 89H168V88H172V89H174V88H178V90H177V92L175 91V93H173L172 92V94H174V96H173V98H171L172 100H173V104H174V106L171 108L172 110H175L176 111V113H177V116H179L181 119H183V121H184V125L186 126V128H187V137L189 138V139H191L192 140V138H195V143L194 144H192L191 143V141L186 145V148L185 149H187L188 151H186V152H188V153H190L189 155H190V158L191 159H193V160H196V159H194V158H196V157H199V159H201L203 156H204V158L206 157L204 154L206 153V149L204 148V144L205 143H207V141H209V140H211L212 142H211V144L210 145H212V143H213V146L214 147H216V148H214V149H219V150H221L222 151V153H219V154H217V156L215 157V159H216V162H218V163H215V164H213V165H215L216 166V169L218 168V166H217V164H220L219 165V169H223V171H225V172H223V173H225L226 174V170H229V168H228V166H229V163L231 164V162H234L233 161V156H234V154H235V152L237 151L235 148V150L236 151H233V150H231L230 149V145H231V140H234V138L236 137L235 135H236V133H235V129H242V128H248L249 126V124L248 123H251V125H252V128H253V132H252V134L254 135V137L255 138H263L264 137V0H229V8H230V10H231V14H232V19L231 20H233V28H232V32L230 31V30H228L229 32H231V36H230V40H229V42H227V39H226V35H227V33H225V32H227V31H224L223 30V28H222V22H216V23H209V22H207L206 21V17L205 16H207L208 14H209V11H208V9L210 10V6L208 7ZM212 4V3H211ZM7 5V4H6ZM54 5H51V6H54ZM64 5V6H65ZM129 5V4H128ZM144 5H146V4H144ZM152 5V4H151ZM153 5H154V3H153ZM210 5V4H209ZM30 6V5H29ZM28 6V7H29ZM44 6H45V4H44ZM46 6H45V8L44 9H46ZM60 6V5H59ZM70 6V7H69ZM88 6V7H87ZM142 6V5H141ZM178 6V7H179ZM180 6V7H181ZM12 7V6H11ZM27 7V6H26ZM33 7H29L30 9H31V11H32V9H34ZM38 7V6H37ZM49 7V6H48ZM74 7H76L77 9H79L80 7H82V8H80L79 9V11L81 12V15H82V17H86L85 15L87 14L88 15V17L91 19V21H92V28H90V26L88 27V29L86 28V30L84 31V33H82V40L80 39V35H75V34H77L76 32H77V30H79V24L77 23V21H75V18L73 19V17L75 16H72V11H77V9L76 10H72ZM151 7V6H150ZM154 7V6H153ZM213 7H214V5H213ZM216 7V6H215ZM224 7V6H223ZM8 8V7H7ZM28 8V9H29ZM39 8H41V6L39 7ZM38 8V9H39ZM51 8H53V7H51ZM51 8H50V10H51ZM56 8V7H55ZM107 9H109V6L108 7H106ZM129 8H132V6L130 7L129 6ZM152 8V7H151ZM162 8V7H161ZM226 8H227V6H226ZM36 9V8H35ZM42 9V8H41ZM49 9V8H48ZM54 9V8H53ZM82 9V10H81ZM111 9V8H110ZM109 9V10H110ZM116 9V10H117ZM123 9H121V10H123ZM178 9V8H177ZM186 9V7L184 8V10ZM187 9H189V8H187ZM216 9V8H215ZM25 10V9H24ZM37 10V9H36ZM40 10V9H39ZM38 10V11H39ZM43 10V9H42ZM55 10V9H54ZM53 10V11H54ZM57 10V9H56ZM55 10V11H56ZM130 10V9H129ZM128 10V11H129ZM146 10H147V8H146ZM180 10V9H179ZM214 9H212V11H213ZM7 11H8V9H7ZM23 11V10H22ZM44 11H48V10H44ZM53 11H51L52 13H53V15H54V12ZM63 11V12H64ZM118 11V10H117ZM117 11H116V13H117ZM134 11V10H133ZM145 11V10H144ZM177 10H175V12H176ZM181 11V10H180ZM182 11H183V9H182ZM186 11V10H185ZM211 11V10H210ZM216 11V10H215ZM215 11L213 12L214 14H215ZM2 12V11H1ZM37 12V11H36ZM40 12H41V10H40ZM78 12V11H77ZM126 12V11H125ZM155 12V11H154ZM175 12H174V14H175ZM177 12H179V11H177ZM188 12H190L189 10H188ZM20 13V12H19ZM34 13V12H33ZM51 13V14H52ZM76 13V12H75ZM75 13H73V14H75ZM79 13V12H78ZM85 13V14H84ZM102 13V14H101ZM115 13V12H114ZM120 13V12H119ZM135 12H133V14H134ZM208 13V14H207ZM212 13V12H211ZM35 14V13H34ZM36 14H38V16L40 15L39 13H36ZM35 14V15H36ZM43 14V12L41 13V15ZM55 14H57V13H55ZM84 14V15H83ZM100 14H101V16H100ZM110 14V13H109ZM136 14H139L137 11H136ZM136 14H135V16H136ZM155 14V13H154ZM180 14V13H179ZM188 14V13H187ZM201 14H203V16H204V18L203 17H201ZM44 15H46L45 14V12H44ZM59 15V14H58ZM80 17H81V15L80 14H78ZM105 15V14H104ZM126 15V14H125ZM132 15V14H131ZM156 15H153V16H156ZM168 15V14H167ZM178 15V14H177ZM221 15V14H220ZM38 16H36V17H38ZM52 16V15H51ZM110 16V15H109ZM127 16V15H126ZM130 16V15H129ZM179 16V15H178ZM43 17V16H42ZM78 17V16H77ZM81 17V18H82ZM87 17V18H88ZM112 17V16H111ZM120 17V16H119ZM118 17V18H119ZM125 17V16H124ZM131 17V16H130ZM228 17V16H227ZM230 17H231V15H230ZM18 18V17H17ZM52 18H56V17H52ZM56 18V19H57ZM80 18V19H81ZM88 18V19H89ZM102 18V19H101ZM113 18V17H112ZM118 18H116V19H118ZM122 18V17H121ZM134 18V17H133ZM150 18H152V17H150ZM153 18H155V17H153ZM4 19V18H3ZM44 20L46 19V18H43ZM88 19H86L85 18V20H87L88 21ZM128 19H130V18H128ZM156 20H157V18H155ZM217 19V18H216ZM16 20V19H15ZM40 20V19H39ZM44 20H40V21H42V22H46V21H44ZM77 20V19H76ZM82 20V19H81ZM81 20L79 21V22H81ZM123 20V19H122ZM175 20V19H174ZM222 20H223V18H222ZM35 21V20H34ZM54 21H56V20H54ZM59 21V20H58ZM57 21V22H58ZM82 21H84V20H82ZM86 21V22H87ZM106 21V20H105ZM116 21V20H115ZM118 21H120V19H118ZM124 21V20H123ZM122 21V22H123ZM135 21H137V18H135V20H133V22L135 23ZM164 21V22H165ZM187 21V20H186ZM209 21V20H208ZM226 21V20H225ZM36 22H38V21H36ZM86 22H85V26L87 25L86 24ZM230 22V21H229ZM6 23V22H5ZM10 23V22H9ZM29 23V22H28ZM56 23V22H55ZM84 23V22H83ZM88 23V22H87ZM122 24L121 22H117L116 21V23H114V24ZM134 23L132 24V26H134ZM227 23V22H226ZM1 24V23H0ZM38 24H40V23H38ZM53 24V23H52ZM58 24V23H57ZM90 24V23H89ZM109 24H110V22H109ZM113 24V23H112ZM118 24H117V26H118ZM163 24H165V23H163ZM15 25V24H14ZM20 25V24H19ZM41 25V24H40ZM39 25V26H40ZM46 25V24H45ZM56 25V24H55ZM83 25V24H82ZM81 25V28L83 27V28H85L84 27V25L82 26ZM104 25V24H103ZM106 25V24H105ZM123 25L125 26V24H124V22H123ZM122 25V29H124L125 27ZM128 25V24H127ZM126 25V26H127ZM130 25V24H129ZM138 25H139V23H138ZM159 25V24H158ZM166 25H167V23H166ZM226 25V24H225ZM227 25H228V23H227ZM9 26V25H8ZM42 26V25H41ZM47 26V25H46ZM65 26V27H66ZM109 26V25H108ZM116 26V25H115ZM116 26V27H117ZM169 26V25H168ZM171 26V25H170ZM169 26V27H170ZM2 27V26H1ZM7 27V26H6ZM14 27V26H13ZM20 27V26H19ZM105 27V26H104ZM116 27H114L115 28V30L114 31H116ZM118 27H120V26H118ZM127 27H129V26H127ZM136 27V26H135ZM167 27V26H166ZM165 27V28H166ZM169 27H167V28H169ZM175 27V26H174ZM173 27V28H174ZM228 27V26H227ZM226 27V28H227ZM5 28V27H4ZM23 28V27H22ZM41 28V27H40ZM43 28H45V27H43ZM42 28V29H43ZM47 28V27H46ZM73 28V29H72ZM77 30H76V29ZM83 28H82V31H80V32H83ZM90 28V29H89ZM121 28V27H120ZM160 28V27H159ZM163 27H161V29H162ZM165 28H163V29H165ZM167 28H166V30H167ZM172 28V27H171ZM172 28V29H173ZM1 29H3V28H1ZM64 29H66V28H64ZM102 29H106V28H102ZM118 29V28H117ZM162 29V31H164ZM171 29V30H172ZM228 29V28H227ZM226 29V30H227ZM7 30H9V29H7ZM6 30V31H7ZM12 30H13V28H12ZM48 30V29H47ZM46 30V31H47ZM63 30V29H62ZM170 30V29H169ZM170 30V31H171ZM174 30V29H173ZM30 31V30H29ZM106 31H107V29H106ZM106 31L104 32L105 34H106ZM109 31H110V29H109ZM169 31V32H170ZM175 32H176V30H174ZM173 31V32H174ZM8 32V31H7ZM10 32V31H9ZM43 32V31H42ZM63 32V31H62ZM119 32V31H118ZM121 32H123V30L121 31ZM119 33V34H122V33ZM164 32H166V31H164ZM229 32H228V34H229ZM89 33V34H88ZM98 33V31L96 32V34ZM115 33H117V32H115ZM171 33V32H170ZM178 33V32H177ZM8 34V33H7ZM63 34V36H65ZM81 34V33H80ZM91 34V35H92ZM95 34V35H96ZM114 34V33H113ZM118 34V35H119ZM164 34V33H163ZM167 34H169V33H167ZM174 34V33H173ZM20 35V34H19ZM25 35V34H24ZM67 35V36H68ZM88 35H89V37H88ZM112 35V34H111ZM149 35V34H148ZM175 35V34H174ZM173 35V36H174ZM8 36H9V34H8ZM18 36V35H17ZM17 36H15V37H17ZM46 36V35H45ZM122 36L123 35H121L120 37H121V39H123L122 38ZM160 36V35H159ZM173 36H171V38L173 37ZM37 37V36H36ZM106 37V36H105ZM116 37V36H115ZM118 37V36H117ZM116 37V38H117ZM119 37V38H120ZM151 37V36H150ZM165 37V36H164ZM181 37V36H180ZM187 37V36H186ZM46 38V37H45ZM60 38V39H59ZM92 38V37H91ZM90 38V39H91ZM104 38V37H103ZM102 38V39H103ZM107 38H109V36L107 37ZM131 39H132V37H130ZM136 38H138V37H135V43L136 44H138L137 43V41L139 42V45H141L142 43H141V40H137ZM177 38H179V36H177V37H175V39H177ZM3 39V38H2ZM27 39V38H26ZM31 39V38H30ZM104 39H106V38H104ZM129 39V38H128ZM141 39V38H140ZM163 39V38H162ZM48 40V39H47ZM92 40V39H91ZM90 40V41H91ZM114 40H115V38H114ZM137 40V41H136ZM174 40V39H173ZM180 40V39H179ZM183 40V39H182ZM196 40V41H195ZM32 41V40H31ZM45 41V40H44ZM76 41V42H75ZM82 41V43H80ZM100 41V40H99ZM102 41V40H101ZM104 41V40H103ZM107 41V40H106ZM112 41V40H111ZM181 41V40H180ZM27 42V41H26ZM89 42V43H88ZM93 42V41H92ZM132 42H133V39H132ZM133 42V43H134ZM178 42V41H177ZM49 43V42H48ZM77 43H76V46H78L77 45ZM104 43V42H103ZM29 44V43H28ZM33 44V43H32ZM35 44V43H34ZM62 44H64L65 46H64V48H66L64 51H62V48H61V46H62ZM96 44L98 45V46H96ZM106 44V43H105ZM115 44V43H114ZM151 44V43H150ZM168 44V43H167ZM189 44V43H188ZM195 44V45H196ZM49 45V46H50ZM71 45V46H70ZM101 45V44H100ZM112 45V44H111ZM139 45H136V46H138L139 47ZM95 46V47H94ZM113 46V45H112ZM118 46V45H117ZM135 46V45H134ZM135 46V47H136ZM145 46V45H144ZM188 46V45H187ZM196 46H198V45H196ZM75 47V46H74ZM95 49L96 47H99V50L97 51L96 49L94 50L93 48ZM116 47V46H115ZM189 47V46H188ZM191 47V46H190ZM189 47V48H190ZM193 47V46H192ZM199 47H200V45H199ZM63 48V49H64ZM85 49V51L83 50V52H85V53H87L86 52V50H88V49ZM105 48V47H104ZM108 48V47H107ZM110 48H111V46H110ZM117 48V47H116ZM119 48L120 49H116L115 51L116 52H118L117 50H121L122 49V47H120L119 46ZM133 48V47H132ZM137 48V47H136ZM143 48V47H142ZM147 48V47H146ZM187 48V47H186ZM188 48V49H189ZM198 48V47H197ZM15 49V48H14ZM33 49V48H32ZM59 49H61V51H59ZM106 49V48H105ZM114 49V48H113ZM113 49H111L112 51H114ZM192 49V48H191ZM6 50V49H5ZM53 50V49H52ZM55 50V49H54ZM56 50H55V52H56ZM75 50V49H74ZM76 50H78V51H82L81 49H77L76 48ZM75 50V54H73L74 55V61H75V55H76V53H77V51ZM88 50V51H89ZM145 49L143 48V51H144ZM190 50V49H189ZM228 50V53H226V51ZM20 51V50H19ZM18 51V52H19ZM73 51V50H72ZM71 51V52H72ZM94 51V52H93ZM97 51V52H96ZM123 51V50H122ZM122 51H121V55L119 54V56H120V59L122 58ZM134 51H137V50H134ZM142 50H140V52H141ZM195 51V50H194ZM202 51V50H201ZM93 52V53H92ZM107 52V51H106ZM196 52V51H195ZM203 52V51H202ZM202 52H200L201 54H202ZM84 53V54H85ZM99 53V55H100V52H98ZM110 53V50H109V52H108V54ZM113 53V52H112ZM143 53V54H142ZM144 53L146 54V51L145 52H141V56H142V58H143V60H145L146 58L148 59V57L147 56H144ZM197 53V52H196ZM204 53H206V50L204 51ZM30 54V53H29ZM55 54V53H54ZM108 54H106V55H108ZM137 54H138V52H137ZM154 54V53H153ZM213 54V53H212ZM3 55V54H2ZM26 55V54H25ZM42 55V54H41ZM69 55H72V54H69ZM78 55H81V54H78ZM78 55H76V56H78ZM83 55V54H82ZM102 55H103V52H102ZM187 55V54H186ZM11 56V55H10ZM30 56V55H29ZM56 56V55H55ZM119 56L117 55V53H116V57H118L119 58ZM134 56H136V55H134ZM146 57V58H144V57ZM156 56V55H155ZM200 56V55H199ZM201 56H204V54H202ZM16 57H17V54H16ZM70 57V56H69ZM79 57H81V56H78L77 58H76V60L79 58ZM84 57V56H83ZM97 57V56H96ZM96 57H94V59H97ZM100 57V56H99ZM98 57V58H99ZM102 57H104V55L103 56H101V59H102ZM5 58H7V57H5ZM15 58V57H14ZM18 58V57H17ZM137 58H139L138 57V55H137ZM150 58H151V56H150ZM202 58V57H201ZM3 59V58H2ZM1 59V60H2ZM49 59V58H48ZM66 59V58H65ZM64 59V60H65ZM72 59V58H71ZM70 59V60H71ZM93 59V60H94ZM114 59V58H113ZM147 59L144 61V62H142V63H138L135 67H134V70H135V73L137 72L136 70H139L138 72H141L142 73V71H140V70H144L145 69V67H146V61H147ZM156 59V58H155ZM186 59V58H185ZM188 59V58H187ZM231 59V60H230ZM8 64H9V62L11 61L10 60V58H8ZM17 60V59H16ZM40 60V59H39ZM38 60V61H39ZM108 60V59H107ZM117 60V59H116ZM122 60V59H121ZM149 60V59H148ZM151 60H152V58H151ZM162 60H164L163 58H162ZM162 60H159V62L160 61H162ZM191 60V59H190ZM198 60V59H197ZM203 60V59H202ZM206 60V59H205ZM4 61V60H3ZM2 61V62H3ZM41 61V60H40ZM42 61H43V59H42ZM69 61V60H68ZM78 61L79 60H77L75 63H77L78 64ZM103 61V60H102ZM154 61V60H153ZM189 61V60H188ZM198 61H200V59L198 60ZM204 61V60H203ZM31 62H33V61H31ZM35 62V61H34ZM49 62V61H48ZM61 62V61H60ZM63 62V61H62ZM89 62V63H88ZM118 62H119V59H118ZM117 62V63H118ZM122 63H119V64H122V66L121 67H123V60L121 61ZM184 62V61H183ZM186 62V61H185ZM184 62V63H185ZM194 62V61H193ZM205 62V61H204ZM63 63H65V61L63 62ZM68 63V62H67ZM74 63V64H75ZM79 63H80V61H79ZM82 63V62H81ZM91 63H92V60H91ZM168 63V62H167ZM201 63V62H200ZM203 63V62H202ZM2 64H4V63H2ZM30 64V63H29ZM71 63L69 62V65H70ZM72 64H73V60H72ZM125 64V63H124ZM155 64V63H154ZM157 64V63H156ZM191 64V63H190ZM194 64V63H193ZM76 65V64H75ZM78 65V66H79ZM113 65V64H112ZM148 65V64H147ZM162 65V64H161ZM163 65H164V63H163ZM180 65V64H179ZM179 65H176V66H179ZM200 65H202V64H200ZM2 66H5V68H6V66L7 67H9L7 64L6 65H2ZM30 66H32V65H30ZM87 67V69H85L86 67ZM126 66V68H129L130 66H128V65H125ZM124 66V67H125ZM128 66V67H127ZM156 66H158V65H156ZM155 66V67H156ZM160 66V65H159ZM168 66V65H167ZM166 66V67H167ZM175 66V65H174ZM175 66V67H176ZM188 66V65H187ZM186 66V67H187ZM192 66V65H191ZM199 66V65H198ZM210 66H213V65H210ZM63 67V66H62ZM79 67V68H80ZM109 67V66H108ZM113 67V66H112ZM120 67V68H121ZM149 67H153V66H149ZM169 67V66H168ZM4 68V69H5ZM66 68V67H65ZM71 68V67H70ZM114 68V67H113ZM119 68V69H120ZM131 68H133V67H131ZM172 68V67H171ZM176 68H178V67H176ZM189 68V67H188ZM193 68V67H192ZM203 68V67H202ZM209 68V67H208ZM1 69H2V67H1ZM4 69H2L4 72L5 71H7V70H4ZM7 69V68H6ZM28 69V68H27ZM32 69V68H31ZM37 69V68H36ZM72 69V68H71ZM109 69V68H108ZM112 69V68H111ZM123 69H125V68H123ZM148 69V68H147ZM153 69H154V67H153ZM158 69V68H157ZM160 69V68H159ZM167 69V68H166ZM180 69V68H179ZM199 69V68H198ZM206 69V68H205ZM9 70H11V69H9ZM110 70V69H109ZM121 70V69H120ZM146 70V69H145ZM150 70V69H149ZM156 70V69H155ZM201 71H202V69H200ZM3 71H1L2 73H4ZM32 71V70H31ZM42 71V70H41ZM123 71V70H122ZM131 71V70H130ZM130 71H129V73H130ZM191 71V70H190ZM200 71V72H201ZM206 71V70H205ZM78 72V73H77ZM126 72V71H125ZM127 72H128V70H127ZM127 72H126V74H127ZM132 72H134V71H132ZM132 72H131V74H132ZM146 72V71H145ZM154 72V71H153ZM193 72V71H192ZM200 72H198V73H200ZM204 72V71H203ZM203 72H201V73H203ZM208 72H209V70H208ZM6 73H8V72H6ZM30 73V72H29ZM51 73H53V72H51ZM58 73V72H57ZM120 73H121V71H120ZM124 73V72H123ZM123 73L122 74H120V75H122L123 76ZM128 73V75H127V77L128 78H126V81L124 82V80H122L124 83H123V85H122V90H124L123 92H125V91H127L128 92V90H126L125 88L127 87V84H131L130 82V80H132L131 78H130V80H128L129 79V76H130V74ZM147 73H149V71L147 70ZM5 74V73H4ZM24 74V73H23ZM32 74V73H31ZM117 74V73H116ZM134 74V73H133ZM132 74V75H133ZM143 74V73H142ZM171 74V73H170ZM204 74V73H203ZM5 75H7V74H5ZM120 75H118V76H120ZM135 75V74H134ZM137 75V74H136ZM158 75H160V74H158ZM197 75V74H196ZM199 75V74H198ZM1 76V75H0ZM9 76V75H8ZM11 76V75H10ZM34 76V75H33ZM32 76V77H33ZM81 76H85L84 78L85 79H83V78H81ZM122 76L121 77H119V78H122ZM124 76H125V73H124ZM140 76V75H139ZM148 76V75H147ZM168 76V75H167ZM193 76V75H192ZM195 76V75H194ZM193 76V77H194ZM30 77V76H29ZM71 77V76H70ZM78 77H80L81 79L79 80L78 79ZM134 78H136L135 76H133ZM141 77V76H140ZM144 77H146V76H144ZM2 79H3V77H1ZM4 78H6V77H4ZM8 78V77H7ZM10 78H12V77H10ZM105 78V79H106ZM124 78V77H123ZM200 80L202 81V77H201V75H200ZM14 79H16V78H14ZM78 79V80H77ZM88 79V78H87ZM144 79V78H143ZM142 79V80H143ZM13 80V79H12ZM88 80H91V79H88ZM108 80V81H107ZM106 80V82L108 83L109 81H111V80H109V79H107ZM119 80V79H118ZM137 80V79H136ZM190 80H193V78H190ZM1 81H3V80H1ZM15 81V80H14ZM13 81V82H14ZM17 81H18V79H17ZM73 81V82H74ZM102 82H103V79L101 80ZM130 81V82H129ZM133 81L134 80H132V84H133ZM138 81H139V79H138ZM138 81H136V84H137V82ZM146 81V80H145ZM153 81V80H152ZM198 81V80H197ZM197 81H195L196 83H197ZM5 82V81H4ZM11 82V81H10ZM10 82H8V85L10 84ZM16 82V81H15ZM88 82V81H87ZM95 82V81H94ZM102 82H99L100 84H98L99 86L100 85H102V87L104 88L103 90H105V88L107 87V83H106V85L105 86H103L104 84H101ZM105 82V81H104ZM103 82V83H104ZM147 82V81H146ZM3 83V82H2ZM6 83H7V81H6ZM18 83V82H17ZM64 83V82H63ZM62 83V84H63ZM72 83V82H71ZM112 83V82H111ZM148 83V82H147ZM193 82H191V84H192ZM200 83V82H199ZM204 83V82H203ZM11 84H12V82H11ZM20 84V82L18 83V85ZM76 84H78V85H76ZM85 84H87V83H85ZM89 84V83H88ZM88 84L87 85H85V90L87 91V86H88ZM90 84H91V82H90ZM95 84H97V82H95ZM135 84V83H134ZM204 84V85H205ZM18 85H16V89L18 88L17 86ZM74 85L77 87H79L80 85H79V83H75L74 82ZM81 85H83L84 86V82H83V84H81ZM98 85L96 86V85H94V86H96L97 88H96V91H100L101 89L100 88H102V87H98ZM197 85V84H196ZM199 85V84H198ZM11 86H13V84L11 85ZM26 86V85H25ZM48 86V85H47ZM61 86V85H60ZM108 86H112L111 84L110 85H108ZM116 86H117V84H116ZM118 86H121V85H118ZM157 86V85H156ZM194 86V85H193ZM202 86H203V84H202ZM212 86H213V90H212ZM9 87V86H8ZM14 87H15V84H14V86H13V90L11 89V87H10V89L12 90H9V92H11V94H12V92L15 90L14 89ZM81 87L82 86H80L79 88H78V90H81ZM138 87V86H137ZM199 87H200V85H199ZM27 88V87H26ZM84 87H82V89H83ZM92 88V87H91ZM99 88V89H98ZM110 88V87H109ZM129 88V87H128ZM127 88V89H128ZM131 88V87H130ZM140 88V87H139ZM139 88H137V90H139ZM148 88V87H147ZM150 88V87H149ZM203 88V87H202ZM28 89V88H27ZM90 88H88V90H89ZM93 89V88H92ZM111 89V88H110ZM115 89V88H114ZM116 89H117V87H116ZM193 89V88H192ZM205 89V88H204ZM71 90V89H70ZM84 90V89H83ZM82 90V91H83ZM94 90H95V88H94ZM93 90V91H94ZM107 90H109L108 88H107ZM107 90H105V91H107ZM118 90L120 91V88H118ZM117 90V91H118ZM158 90V89H157ZM175 90V89H174ZM195 90V89H194ZM8 91V90H7ZM65 91V90H64ZM98 91V92H99ZM105 91L103 92V93H105ZM133 91H135L134 89H133ZM139 91H141V89L139 90ZM138 91V92H139ZM171 91V90H170ZM200 91H201V89H200ZM203 92H204V90H202ZM8 92V93H9ZM16 92H18V91H16ZM22 92V91H21ZM79 92H81V91H79ZM92 92V91H91ZM98 92H96L97 94H98ZM121 92V91H120ZM130 92V91H129ZM137 92V93H138ZM144 92V91H143ZM32 93V92H31ZM84 93V92H83ZM89 92H86V93H84L85 95L84 96H86V94H88ZM92 93H95V92H92ZM91 93V94H92ZM102 93V94H103ZM117 93H119V92H117ZM136 93V92H135ZM10 94V93H9ZM33 94V93H32ZM53 94V93H52ZM51 94V95H52ZM57 94V93H56ZM63 94V93H62ZM99 94H100V92H99ZM101 94V95H102ZM115 94H116V92H115ZM161 94V93H160ZM195 94H197V93H195ZM198 94H199V92H198ZM79 95H81V94H79ZM95 95V94H94ZM106 95H108V94H106L105 93V97H104V95H102V99H101V97H100V102L98 103V104H100V103H102V105H100V107L101 106H103V102L102 101H106L107 100V98L109 99V97L108 96H106ZM118 95V94H117ZM128 95V94H127ZM135 95V94H134ZM139 95H141V94H139ZM202 95V94H201ZM12 96V95H11ZM11 96H10V98H11ZM18 96V95H17ZM41 96V95H40ZM57 96V95H56ZM83 96V97H84ZM96 96V95H95ZM100 96V95H99ZM124 96V95H123ZM26 97V96H25ZM31 97H33V96H31ZM35 97V96H34ZM39 97V96H38ZM54 97V96H53ZM89 97H90V99H91V96H88V98H87V96L86 97H84L85 98V100L86 99H88V101L90 100L89 99ZM197 97V96H196ZM200 97H202V96H200ZM15 98H16V95H15ZM55 98V97H54ZM96 98V97H95ZM95 98H93L94 100H95ZM104 98H106V99H104ZM146 98V97H145ZM194 98H195V95H194ZM17 99V98H16ZM64 99V98H63ZM97 99H99V97L97 96ZM104 99V100H103ZM170 99V100H171ZM198 99V98H197ZM12 100V99H11ZM10 100V101H11ZM47 100V99H46ZM142 100V99H141ZM163 100V99H162ZM202 100V99H201ZM18 101V100H17ZM16 101V102H17ZM60 101V100H59ZM58 101V102H59ZM87 101V100H86ZM92 100H90V102H91ZM96 101V100H95ZM94 101V102H95ZM104 101V102H105ZM108 101V100H107ZM106 101V102H107ZM159 101V100H158ZM11 102H13V101H11ZM50 102V101H49ZM55 102V101H54ZM89 102V103H90ZM112 102V101H111ZM114 102V101H113ZM112 102V103H113ZM118 102V101H117ZM121 102H123L122 100H121ZM140 102V101H139ZM9 103V102H8ZM19 103V102H18ZM25 103V102H24ZM36 103V102H35ZM38 103V102H37ZM88 103V105L90 106V104L92 103H90L89 104ZM114 103H116V102H114ZM113 103V104H114ZM20 104V103H19ZM32 104V103H31ZM40 104H42V103H40ZM45 104V103H44ZM57 104V103H56ZM98 104H96V105H98ZM107 104V103H106ZM111 103H109V105L108 106H110L108 109H110L111 107H112V105H110ZM13 105V104H12ZM17 105V104H16ZM92 105L94 106V104L92 103ZM92 105H91V107H92ZM106 105V106H107ZM119 105H120V103H119ZM219 105V106H218ZM54 106V105H53ZM56 106V105H55ZM61 106V105H60ZM72 106V105H71ZM86 106H87V104H86ZM218 106V107H217ZM3 107V106H2ZM5 107V106H4ZM10 107V106H9ZM26 107V106H25ZM58 107V106H57ZM64 107V106H63ZM66 107V106H65ZM95 107V106H94ZM105 107V106H104ZM14 108H15V105H14ZM22 108V107H21ZM41 108V107H40ZM88 108V107H87ZM106 108V109H107ZM163 108V107H162ZM5 109V108H4ZM57 109V108H56ZM98 109H99V105H98ZM97 109V110H98ZM103 109L104 108H102L101 109V111H103ZM198 109V108H197ZM33 110V109H32ZM50 110V109H49ZM76 110V109H75ZM96 110V111H97ZM205 110V109H204ZM20 111V110H19ZM48 111V110H47ZM14 112V111H13ZM17 112V111H16ZM31 112H33V111H31ZM105 112V111H104ZM103 112V113H104ZM170 112V111H169ZM11 113V112H10ZM19 113V112H18ZM37 113V112H36ZM100 110H99V115H100ZM197 115H199V116H197V117H195L196 116V114ZM204 113V112H203ZM20 114V113H19ZM39 114V113H38ZM37 114V115H38ZM55 114V113H54ZM63 114V113H62ZM94 114H96V113H94ZM97 114V115H98ZM175 114V113H174ZM206 114V113H205ZM10 115H12V113L10 114ZM15 115H16V113H15ZM28 115V114H27ZM17 116V115H16ZM19 116V115H18ZM29 116V115H28ZM31 116V115H30ZM42 116V115H41ZM40 116V117H41ZM127 116V115H126ZM13 117V116H12ZM34 117V116H33ZM37 116H35V118H36ZM44 117V119H45V117H47V116H43ZM98 117V116H97ZM30 118H32V116L30 117ZM30 118L28 119V120H30ZM42 118V117H41ZM79 118V117H78ZM14 119V118H13ZM37 119V118H36ZM36 119H34V120H36ZM38 119H39V117H38ZM37 119V120H38ZM47 120H48V118H46ZM49 119L51 120L52 119V117H50L49 116ZM53 119H55V118H53ZM198 119V120H197ZM24 120L26 121V119L24 118ZM42 120V119H41ZM56 120V119H55ZM205 120V119H204ZM21 121V120H20ZM23 121V120H22ZM22 121H21V123H22ZM32 121H33V119H32ZM43 121V120H42ZM41 121V122H42ZM57 121V120H56ZM55 121V122H56ZM75 121V120H74ZM80 121V120H79ZM209 121V120H208ZM213 121V120H212ZM3 122H5V121H3ZM11 122V121H10ZM39 122H40V120H39ZM38 121H37V123H39ZM66 122V121H65ZM81 122V121H80ZM134 122V121H133ZM203 122V121H202ZM205 122H207L206 120H205ZM12 123V122H11ZM28 123H29V121H28ZM34 123V122H33ZM32 123V124H33ZM59 124H60V122H58ZM58 123H56V124H58ZM136 123V122H135ZM210 123V122H209ZM212 123V122H211ZM25 124V123H24ZM24 124H22V125H24ZM42 124H43V122H42ZM59 124L58 125H55V126H59ZM63 124V123H62ZM62 124H61V126H62ZM30 126H31V124H29ZM28 125V126H29ZM5 126V125H4ZM36 126V125H35ZM34 126V127H35ZM55 126H53V127H55ZM68 126V125H67ZM138 126V125H137ZM212 126V127H211ZM3 127V126H2ZM26 127V126H25ZM32 127H33V125H32ZM64 127V126H63ZM63 127L60 129V127H57V129L59 128L60 130H62L63 129ZM69 127H70V125H69ZM72 127V126H71ZM70 127V128H71ZM210 127V128H209ZM4 128V127H3ZM23 128V127H22ZM27 128H29V127H27ZM31 128V127H30ZM65 128V127H64ZM79 128V127H78ZM35 129V128H34ZM66 129H67V127H66ZM80 129V128H79ZM1 130V129H0ZM28 130H30V129H28ZM42 130V129H41ZM203 130V129H202ZM63 131V130H62ZM64 131H65V129H64ZM63 131V132H64ZM80 131V130H79ZM245 131V130H244ZM252 131V130H251ZM28 132V131H27ZM59 133H60V131H59ZM65 133H66V131H65ZM114 133V132H113ZM113 133H111V134H113ZM27 134V133H26ZM80 134V133H79ZM87 134V133H86ZM239 134H240V136H242V137H247L248 135H251L250 134V132H247V131H245V132H239ZM29 135V134H28ZM40 135V134H39ZM59 135H61V134H59ZM66 135V134H65ZM61 136H64V135H61ZM61 136H59L58 138H59V140L61 139ZM84 136H85V134H84ZM89 136V135H88ZM239 137V136H238ZM117 138V137H116ZM187 138V140H189ZM42 139V138H41ZM89 139V138H88ZM43 140V139H42ZM91 140V139H90ZM57 141V140H56ZM64 141V140H63ZM89 141V140H88ZM115 141V140H114ZM142 141V140H141ZM39 142V141H38ZM46 143V142H45ZM59 143V142H58ZM65 143V142H64ZM115 143V142H114ZM128 143V142H127ZM236 143V142H235ZM124 144V143H123ZM98 145H99V143H98ZM245 145V144H244ZM101 146V145H100ZM122 146V145H121ZM138 146V145H137ZM166 146V145H165ZM53 147V146H52ZM66 147V146H65ZM71 147V146H70ZM114 147V146H113ZM212 147V146H211ZM36 148H38V147H36ZM43 148V147H42ZM102 148V147H101ZM127 148H128V146H127ZM158 148V147H157ZM166 148V147H165ZM233 148V147H232ZM124 150H125V148H123ZM122 149V150H123ZM135 149V148H134ZM182 149L183 148H181V152H182ZM184 149V150H185ZM211 149V148H210ZM39 150V149H38ZM45 150V149H44ZM96 150V149H95ZM162 150V149H161ZM65 151V150H64ZM74 151V150H73ZM127 151H131V150H127L126 149V151H123L124 153H122L123 155L124 154H126V152ZM136 151V150H135ZM149 151V150H148ZM166 151V150H165ZM220 151V152H221ZM35 152H37V151H35ZM46 152V151H45ZM75 152V151H74ZM85 152V151H84ZM96 152V151H95ZM133 152V151H132ZM131 152V153H132ZM146 152V151H145ZM208 152V151H207ZM214 151H212L211 152V155H212V153H213ZM39 153V152H38ZM57 153V152H56ZM162 153H164V152H162ZM187 153V154H188ZM216 153V152H215ZM121 154V153H120ZM128 154H129V152H128ZM183 154V153H182ZM221 154V155H220ZM237 154H239V153H237ZM259 154H260V162L258 163L259 165H257V168L255 169V170H253L254 172L252 173V175H251V179H249V183H250V187H251V189H252V187H254V186H257V191H256V193H255V196L252 198V200L248 203V198H247V194L244 192V191H242V189L243 188H241V189H239L238 191H236V192H233V193H231V195L233 196L232 197V201H229L228 202V205L222 210V212H221V214H222V225H223V228L221 227V229H222V233H221V235L219 236V237H217L215 240H214V243H213V246H212V249L211 250H214L215 249V247L216 246H218V244H219V248H217V251H216V253L214 254V251L212 252V251H208L207 253L205 252L204 253V256H203V258H202V260L201 261H199V262H197L198 264H231L232 262H234V259H235V257H236V252H237V250L239 249V246L242 244V241H243V239H244V237L248 234V232L250 231V227H252V225L254 224V223H260V224H262L263 226H264V144L261 146V148H260V152H259ZM38 155V154H37ZM40 155H42L41 153H40ZM72 155V154H71ZM139 155V154H138ZM147 155V154H146ZM215 155V154H214ZM33 156V155H32ZM44 156V155H43ZM61 156V155H60ZM81 156V155H80ZM125 156V155H124ZM128 156H130V154L128 155ZM131 156H133V155H131ZM130 156V157H131ZM136 156H137V154H136ZM135 156V157H136ZM141 156V155H140ZM148 156H149V154H148ZM38 157V156H37ZM36 157V158H37ZM55 157V156H54ZM71 157V156H70ZM121 157H122V155H121ZM129 157V158H130ZM187 157V156H186ZM34 158V157H33ZM48 158V157H47ZM68 158V157H67ZM82 158V157H81ZM113 158V157H112ZM125 158H127L126 160H130V162H131V159L132 158H130V159H128V157H126L125 156ZM173 158V157H172ZM185 158V157H184ZM208 158V157H207ZM52 159V158H51ZM86 159H88L89 160V158L87 157ZM110 159V158H109ZM122 159H123V157H122ZM138 159H141V157H139ZM190 159V160H191ZM210 159H211V157H210ZM214 159V158H213ZM236 159V158H235ZM38 160H40L39 158H38ZM45 160V159H44ZM184 160V159H183ZM209 160V159H208ZM30 161V160H29ZM33 161H35L34 159H33ZM50 161V162H49ZM48 162L50 163V165H49V163H46L45 161V163L47 164V165H49V167L50 166H53V168H55L56 169V167H54V165L55 164H59L58 165V170H56V173L58 174L57 176L55 175H50V176H54L55 178L57 177V178H59L61 175L64 177L65 175H63L64 174V171H63V169H67L68 170V168L69 167H71V166H65V164L66 163H62L60 160H56V159H54V160H49ZM65 161H66V159H65ZM75 161V160H74ZM90 161V160H89ZM110 161V160H109ZM113 161V160H112ZM203 161V160H202ZM236 161H238L237 159H236ZM235 161V162H236ZM27 162V161H26ZM31 162V161H30ZM38 162V161H37ZM69 162V161H68ZM86 162H87V160H86ZM135 162V161H134ZM138 162V161H137ZM143 162V161H142ZM199 162V161H198ZM211 162V161H210ZM214 162V161H213ZM239 162V161H238ZM39 163V162H38ZM44 163V165H41V164H43V159L41 160V164L39 165V166H35V167H33L34 169L35 168H39V172H40V170L42 171H45V169H44V166L46 165ZM89 163V162H88ZM127 163V162H126ZM209 163V162H208ZM207 163V164H208ZM123 164V163H122ZM133 164V163H132ZM131 164V165H132ZM136 164V163H135ZM186 164V163H185ZM197 164V163H196ZM200 164V163H199ZM197 165L196 166V168H198L197 170H195L197 173H195V171H190L189 169H185V170H181L180 171V175H179V173H178V175H179V177H180V179L182 178V185L183 184H185V186H187L186 188H192V187H194V183H196L198 186H201L203 183L204 184H206V182H208V179L206 178L207 177V170H206V168H205V166H203L202 164H200V165ZM203 164H204V162H203ZM207 164H206V166H207ZM235 164V163H234ZM37 165V164H36ZM77 165V164H76ZM81 165V164H80ZM80 165H79V168H80ZM82 165H83V163H82ZM126 165V164H125ZM172 165V164H171ZM176 165V164H175ZM212 164L210 165V167L211 166H213ZM239 165V164H238ZM20 166V165H19ZM25 167H28L29 166V162H28V166L27 165H24ZM55 166H57V165H55ZM73 166V165H72ZM88 166V167H87ZM87 166H85V167H87V168H89L88 170H90L91 168V166L89 165V164H87ZM90 166V167H89ZM135 166V165H134ZM182 166V165H181ZM184 166V165H183ZM209 166V165H208ZM24 167V168H25ZM30 168H31V166H29ZM42 167H43V169H42ZM68 167V168H67ZM117 167V166H116ZM133 167V166H132ZM214 167V166H213ZM230 167V166H229ZM233 168H234V166H232ZM32 168V169H33ZM46 169L48 168V167H45ZM52 168V167H51ZM72 168V167H71ZM70 168V169H71ZM86 168V169H87ZM176 168V167H175ZM208 168V167H207ZM237 168V167H236ZM66 169H65V171H66ZM80 169H82V168H80ZM84 169V168H83ZM119 169V168H118ZM211 169V168H210ZM9 170V169H8ZM20 171H22V169H19ZM17 171L18 172V174L16 173V177L17 178H19L18 176H20L19 175V173H21L20 171ZM49 170L51 171V169L49 168ZM49 170H47V171H49ZM53 170V169H52ZM77 170V169H76ZM149 170V169H148ZM192 170V169H191ZM230 170H232V168L230 169ZM252 170V169H251ZM2 171V170H1ZM27 171V170H26ZM53 171H55V170H53ZM70 171V170H69ZM83 171V170H82ZM91 171V170H90ZM106 171V170H105ZM108 171V170H107ZM175 171V170H174ZM174 171H172V172H174ZM210 171H213V170H210ZM218 171H220V170H218ZM222 171V170H221ZM234 171V170H233ZM25 172V171H24ZM35 172V171H34ZM39 172L38 171H36V175L37 176H33L32 174V176H29V175H27V176H29L30 178H31V180H33V179H37V177H39L38 176V174H39ZM46 172V171H45ZM72 171H70L69 172V174L71 173ZM85 172H88V171H85ZM84 172V173H85ZM138 172V171H137ZM237 172H239V170L237 171ZM11 173V172H10ZM23 173V172H22ZM21 173V174H22ZM27 173V172H26ZM42 173V176L45 178V173H44V175H43V172H41ZM47 173V172H46ZM50 174H55V172H49ZM49 173H47L48 174V176H49ZM74 173V172H73ZM79 173V172H78ZM93 173V172H92ZM91 173V174H92ZM170 173H171V171H170ZM213 173V172H212ZM6 174V173H5ZM89 174V173H88ZM90 174V175H91ZM96 174V173H95ZM95 174H94V177H95ZM98 174V173H97ZM225 174H224V176H225ZM230 174H232L231 172H230ZM230 174L228 175V176H230ZM7 175V174H6ZM8 175H9V173H8ZM25 175V174H24ZM23 175V176H24ZM35 175V174H34ZM40 175V178H41V174H39ZM72 175V174H71ZM125 175V174H124ZM23 176H20V178L19 179H21V177H22V179H24L25 180V178L27 179V177L25 176V178H23ZM48 176H46V177H48ZM49 176V177H50ZM61 176V177H62ZM66 176H68L67 174H66ZM72 176H74V175H72ZM84 176H86V175H84ZM84 176H82V177H84ZM99 176V178H100V175H98ZM106 175H104V177H105ZM116 176V175H115ZM156 176V175H155ZM158 176V175H157ZM175 176H177V175H175ZM209 176V175H208ZM234 176H236V175H234ZM28 177V179L27 180H29L30 178ZM34 177H36V178H34ZM42 177V178H43ZM53 177V180L55 179ZM60 177V178H61ZM94 177H93V179H94ZM97 177V176H96ZM166 177V176H165ZM178 177V178H179ZM210 177V176H209ZM231 177V176H230ZM248 177V176H247ZM16 178V179H17ZM39 178V180H41ZM43 178V179H44ZM50 178H52V177H50ZM66 178V177H65ZM85 178V177H84ZM176 181L178 180V179H176L175 177H173ZM223 178V177H222ZM226 176H225V180H226ZM233 178V177H232ZM241 178V177H240ZM244 178H246V177H244ZM248 178H250V177H248ZM247 178V179H248ZM15 179V182L18 184V182L19 181H21V180H19V179H17L16 180ZM42 179V180H43ZM66 179H68L69 180V178H66ZM98 179V178H97ZM142 179V178H141ZM160 179V178H159ZM193 179V180H192ZM214 179V178H213ZM230 179V178H229ZM34 180V181H35ZM46 180V179H45ZM67 180V181H68ZM71 180V179H70ZM73 180V179H72ZM100 181H101V179H99ZM165 180V179H164ZM231 180V179H230ZM238 180V179H237ZM243 180H245V179H243ZM0 181H2V182H0V184H3V186L1 187V188H4V186H6V184L8 183H6V181H5V185H4V181L1 179ZM37 181H38V179H37ZM44 181V180H43ZM42 181V182H43ZM52 181V180H51ZM54 181H57V180H54ZM75 181V180H74ZM83 181V180H82ZM91 181H93V180H91L90 179V182ZM94 181H95V179H94ZM103 181V180H102ZM155 181V180H154ZM226 181H228V180H226ZM234 181H235V179H234ZM10 182V181H9ZM13 183V184H16V183ZM27 182V181H26ZM25 182V184H27V185H35L36 183L35 182H33V183H26ZM28 182H31L30 180L28 181ZM38 182H40V181H38ZM37 182V183H38ZM58 182V181H57ZM76 182V181H75ZM178 182H179V180H178ZM247 182V181H246ZM20 183H23V181L22 182H20ZM35 183V184H34ZM64 183V182H63ZM77 183V182H76ZM80 183V182H79ZM113 183V182H112ZM151 183V182H150ZM172 183L174 184L175 182H173L172 181ZM224 183V182H223ZM232 183V182H231ZM16 184V185H17ZM51 184V183H50ZM53 184V183H52ZM68 184V183H67ZM83 184V183H82ZM97 184V183H96ZM158 184V183H157ZM180 184V183H179ZM178 184V185H179ZM195 184V185H196ZM8 185V184H7ZM22 185H24V183L22 184ZM27 185H26V187H25V189H27L28 188V190H30L31 191V189H33V187L34 186H32V188L30 189L29 187H31L30 185L27 187ZM38 185H40V183H38ZM42 185V184H41ZM55 185V184H54ZM57 185V184H56ZM59 185V184H58ZM84 185V184H83ZM212 185V184H211ZM222 185V184H221ZM220 185V186H221ZM234 185V184H233ZM11 185H9V187H10ZM25 186V185H24ZM49 186V185H48ZM67 185H65V187H66ZM68 186H70L71 187V185H70V182H69V185ZM85 186V185H84ZM89 186V185H88ZM92 186V185H91ZM101 186V185H100ZM111 186V185H110ZM149 186V185H148ZM173 186V185H172ZM175 186V185H174ZM229 186V185H228ZM235 186H236V184H235ZM9 187H6L7 189L9 188ZM15 187V188H14ZM14 187H12L11 186V190L13 189V191H14V193L17 191H19V189L20 188H23L22 186L20 187V185H17V186H14ZM19 187V188H18ZM58 187V186H57ZM61 187V189L63 188V186H59V188ZM70 187H67V188H69V194L71 195V194H73V196H74V194H75V189H76V187L77 186H72L73 188H70ZM82 187V186H81ZM80 187V188H81ZM86 187V186H85ZM84 187V188H85ZM151 187V186H150ZM171 187V186H170ZM181 187V186H180ZM218 187V186H217ZM231 187V186H230ZM237 187V186H236ZM6 188H4L5 190H7ZM83 188V187H82ZM81 188V189H82ZM89 188V187H88ZM94 188V187H93ZM96 188V187H95ZM126 188V187H125ZM222 188H223V185H222ZM3 189V191H5ZM9 189V190H10ZM34 189H37V187H35ZM33 189V190H34ZM60 189V190H61ZM77 189H79V188H77ZM86 189V188H85ZM90 189V188H89ZM137 189V188H136ZM196 189V188H195ZM200 189V190H199ZM198 189V191H201V187ZM209 189H210V187H209ZM219 189V188H218ZM0 190H2V189H0ZM9 190L7 191V192H9ZM48 190V189H47ZM57 190V189H56ZM59 190V191H60ZM67 190L68 189H66V193L68 194V192H67ZM105 189H103V191H104ZM173 190V189H172ZM3 191H0V194H2V196L3 197H6L5 199L7 200V199H11V197H15V198H13V200L14 199H16L17 200V202L21 199V197H20V195L16 192V195L14 194L13 195V193L12 192H10V193H12V196L11 195H9V196H11L10 198H9V196L7 197V195L8 194H10V193H7V195L6 196H4L3 195V193H5V192H3ZM43 191V190H42ZM55 191V190H54ZM63 191V190H62ZM62 191H61V193L60 194H62ZM79 191H81V190H79ZM102 191V192H103ZM106 191V190H105ZM104 191V193L105 194H107L106 192ZM122 191V190H121ZM134 191V190H133ZM170 191V190H169ZM168 191V192H169ZM178 191H180L179 189H178ZM197 191V194H196V196H193V197H191V199H190V202H188L189 203V207H190V209L194 212H192L191 211V213H193V217H196L197 216V213H196V211H198V209L199 208H204V197H202L201 196V194H200V192H198ZM212 191V190H211ZM33 192V191H32ZM56 192V191H55ZM78 191L76 190V193H77ZM89 192V191H88ZM87 192V193H88ZM90 192H91V190H90ZM145 192V191H144ZM194 192H196V191H194ZM201 192H203V191H201ZM22 193V190H21V192H20V194ZM34 193V192H33ZM36 193H37V191H36ZM44 193V192H43ZM82 193V192H81ZM84 193V192H83ZM82 193V194H83ZM92 193H94V192H92ZM99 193H101V192H99ZM104 193H102V194H104ZM112 193V192H111ZM120 193V192H119ZM146 193V192H145ZM162 193H163V191H162ZM166 193V192H165ZM187 193V192H186ZM218 193V192H217ZM32 194V193H31ZM45 194V193H44ZM43 194V195H44ZM59 194V192H58V195H56V196H59L60 195ZM85 194V193H84ZM83 194V195H84ZM97 194V193H96ZM102 194H98V195H102ZM104 194V195H105ZM137 194V193H136ZM164 194V193H163ZM48 195H49V193H48ZM54 195V194H53ZM63 195V194H62ZM62 195H60V196H62ZM70 195L68 196V198H64V196L66 197V194H64V196H62L61 198H63V200L62 201H65V204L66 205H68L67 203H69V202H71V201H73V199L70 197ZM76 195V194H75ZM90 195H91V193H90ZM90 195H89V198L88 199H90L91 200V197H90ZM93 195H95V194H93ZM103 195V196H104ZM146 195H148V194H146ZM159 195V194H158ZM185 195V194H184ZM187 195V194H186ZM191 195V194H190ZM205 195V194H204ZM218 195V194H217ZM220 195V194H219ZM36 196V195H35ZM45 196V195H44ZM47 196V195H46ZM51 196V195H50ZM72 196V195H71ZM76 196H78V195H76ZM80 196H82V195H80ZM97 196V195H96ZM96 196H94V198L96 197ZM103 196H101L102 198H103ZM109 196V195H108ZM192 196V195H191ZM1 197V196H0ZM20 197V198H19ZM75 197V196H74ZM105 197V196H104ZM115 197V196H114ZM150 197H151V195H150ZM178 197V196H177ZM181 197V196H180ZM54 198V197H53ZM53 198H51V199H53ZM60 198V197H59ZM78 198V200H79V197H77ZM81 198V197H80ZM84 198V197H83ZM87 198V197H86ZM93 198V197H92ZM93 198V199H94ZM98 198H100V197H97L96 198V201H97V199ZM127 198V197H126ZM135 198V197H134ZM148 198V197H147ZM219 198V197H218ZM1 199V201H2V198H0ZM4 199V198H3ZM19 199V200H18ZM39 199V198H38ZM45 199V198H44ZM57 199V198H56ZM65 199V200H64ZM72 199V200H71ZM85 199V198H84ZM92 199V200H93ZM139 199H140V197H139ZM150 199V198H149ZM165 199V198H164ZM178 199V198H177ZM220 199V198H219ZM218 199V200H219ZM15 200V201H16ZM31 200V199H30ZM35 200V199H34ZM40 200V199H39ZM38 200V201H39ZM60 200V202H61V199H59ZM75 200H77V199H75L74 198V201ZM99 200V199H98ZM104 200V199H103ZM106 200H107V197H106ZM137 200V199H136ZM154 200V199H153ZM166 200V199H165ZM182 200V199H181ZM4 201V200H3ZM10 201V200H9ZM9 201H8V203H9ZM15 201H13V202H15ZM37 201V199L35 200V202L37 203L38 202ZM51 201V200H50ZM50 201H48V202H50ZM100 201V200H99ZM99 201L97 202V203H99ZM105 201V200H104ZM104 201H102L103 203H104ZM183 201H185L186 202V200H184L183 199ZM182 201V202H183ZM188 201H189V199H188ZM16 202V203H17ZM23 202V200L21 201V203ZM32 202H34V201H32ZM39 202H41V201H39ZM38 202V203H39ZM59 202V201H58ZM67 202V203H66ZM77 202V201H76ZM75 202V203H76ZM80 202H82V201H80ZM90 202H95L94 200L93 201H90ZM102 202H100V203H102ZM184 202V203H185ZM3 203H5V202H2V204ZM7 203V202H6ZM5 203V204H6ZM16 203H14V205L13 206H15V204ZM84 203V202H83ZM89 202H87V203H85V204H87L88 206H89V204H88ZM99 203V204H100ZM103 203H102V207H103ZM106 203H108L107 201L105 202V204ZM116 203V202H115ZM119 203V202H118ZM152 203V202H151ZM154 203V202H153ZM152 203V204H153ZM157 203H159V202H157ZM157 203L155 202V204H156V207H157ZM2 204H0V210H1V208H3V205ZM26 204H27V202H26ZM34 204V203H33ZM39 204H41V203H39ZM55 204V203H54ZM58 204V203H57ZM60 204V203H59ZM58 204V205H59ZM64 204V205H65ZM80 204V203H79ZM82 204V203H81ZM104 204V205H105ZM135 204V203H134ZM150 204V203H149ZM183 204V203H182ZM186 204V203H185ZM2 205V206H1ZM17 205V204H16ZM18 205H19V207L18 208H21V205H20V203L18 202ZM25 204L23 203V206H24ZM36 205V204H35ZM38 205V204H37ZM63 205V204H62ZM76 205V204H75ZM78 205V204H77ZM92 205V204H91ZM100 205H98V206H100ZM107 205V204H106ZM105 205V206H106ZM110 205V202H109V204L104 208V209H106V208H108V206ZM132 205V204H131ZM137 205V204H136ZM151 205V204H150ZM159 205H161V204H159ZM186 205H188V204H186ZM10 206V205H9ZM8 206V207H9ZM22 206V207H23ZM40 206V205H39ZM71 206V205H70ZM73 206H74V204H73ZM85 206V205H84ZM87 206V208L85 207V210L87 209L88 210V212H89V214H87V215H89V217L92 215L91 214V212H92V209L90 208V207H88ZM154 206V205H153ZM162 206V205H161ZM185 206V205H184ZM17 207V206H16ZM59 207V206H58ZM69 207V206H68ZM92 207V206H91ZM102 207H98V208H102ZM110 207V206H109ZM112 207V206H111ZM150 207H152V206H150ZM159 207V206H158ZM11 208V207H10ZM17 208V209H18ZM27 208V207H26ZM70 208V207H69ZM90 208V209H89ZM95 208H96V206H95ZM126 208V207H125ZM153 208V207H152ZM178 208V207H177ZM188 208V207H187ZM9 209V208H8ZM16 209V210H17ZM28 209H31V208H29L28 207ZM28 209L26 210L25 208H24V210H26V211H28ZM37 208H34V210H36ZM43 209V208H42ZM66 209V208H65ZM81 209V208H80ZM79 208H78V210H80ZM84 209V208H83ZM93 209H94V207H93ZM97 209V208H96ZM103 209V208H102ZM101 209V210H102ZM104 209H103V211H104ZM122 209V208H121ZM147 209V208H146ZM157 209V208H156ZM155 209V210H156ZM168 209V208H167ZM176 209V208H175ZM22 210V209H21ZM21 210H19L18 209V211H21ZM40 209L38 208L36 211H39ZM89 210H91V212L89 211ZM110 210V209H109ZM153 210V209H152ZM151 210V211H152ZM157 210H159V209H157ZM161 211H162V209H160ZM163 210H164V207H163ZM169 210V209H168ZM172 210H174V208H172ZM179 210H180V207H179ZM188 210H189V208H188ZM2 211V210H1ZM1 211H0V213H1ZM5 211V210H4ZM3 211V212H4ZM6 211H9V210H6ZM30 211V210H29ZM28 211V212H29ZM41 211V210H40ZM70 211V210H69ZM103 211H101V212H103ZM106 211H107V209H106ZM160 211V213H162ZM175 211V210H174ZM173 211V213H175ZM178 211V210H177ZM176 211V212H177ZM22 212V211H21ZM31 212V211H30ZM29 212V213H30ZM62 212H64V211H62ZM66 212V211H65ZM64 212V213H65ZM76 212V211H75ZM80 212V211H79ZM100 212V213H101ZM127 212V211H126ZM140 212H142V213H144L143 211H140ZM154 211H152V213H153ZM157 212H159V211H157ZM164 212H165V210H164ZM164 212H163V214H164ZM171 212V211H170ZM6 213V212H5ZM27 212H25V214H26ZM29 213H28V215H29ZM35 213V212H34ZM33 213V215L35 216V214ZM58 213V212H57ZM83 213V212H82ZM94 213V212H93ZM105 213V212H104ZM116 213H117V211H116ZM155 213V212H154ZM179 213V212H178ZM188 213V212H187ZM190 213V212H189ZM10 214V213H9ZM9 214H3V213H1V220H0V223H2L0 226H1V228H2V225L3 224H5L6 226H7V223L8 222H10V221H12V220H8L9 219ZM39 215V212L37 213L36 212V215ZM44 214H45V212H44ZM66 214V213H65ZM80 214H81V212H80ZM84 214V213H83ZM91 214V215H90ZM97 214H99V213H97ZM105 214H107V213H105ZM150 214V213H149ZM37 215V216H38ZM47 215H48V213H47ZM54 215V214H53ZM67 215V214H66ZM77 215V214H76ZM86 215V214H85ZM84 215V216H85ZM86 215V216H87ZM124 215V214H123ZM128 215V214H127ZM157 215V214H156ZM174 215H176V214H174ZM12 215H10V217H11ZM14 216V215H13ZM30 216H32V213H31V215ZM36 216V217H37ZM59 216V215H58ZM70 216V215H69ZM73 216H75V215H73ZM102 216V213H101V215L99 216V217H101ZM133 216V215H132ZM141 216V215H140ZM180 216V215H179ZM22 217H24V216H22ZM42 217H44V215L42 216ZM50 217V216H49ZM63 217V216H62ZM61 217V218H62ZM97 217H98V215H97ZM106 217V216H105ZM161 217V216H160ZM164 217V216H163ZM167 217V216H166ZM165 217V218H166ZM181 217V216H180ZM28 218H31V217H28L27 216V219ZM73 218V217H72ZM79 218V217H78ZM77 218V219H78ZM91 218V217H90ZM92 218H93V216H92ZM91 218V219H92ZM94 218H95V216H94ZM108 217H106V218H103V219H107ZM152 218V217H151ZM188 218V217H187ZM11 219V218H10ZM23 219V218H22ZM55 219H56V217H55ZM69 219V218H68ZM67 219V220H68ZM74 219V218H73ZM86 219V218H85ZM88 219V221H89V218H87ZM100 219H102V218H100ZM147 219V218H146ZM188 219H190V218H188ZM30 220V219H29ZM45 220V219H44ZM70 220V219H69ZM121 220V219H120ZM149 220V219H148ZM154 220V219H153ZM191 220V219H190ZM47 221V220H46ZM65 221V220H64ZM74 221V220H73ZM73 221L71 222V220H70V222L71 223H73ZM77 221H79V220H77ZM84 221V220H83ZM86 221V220H85ZM113 221V220H112ZM193 221V220H192ZM39 222H40V219H39ZM90 222V221H89ZM89 222H87L88 224H89ZM101 222V221H100ZM127 222V221H126ZM135 222V221H134ZM160 222V221H159ZM12 223V222H11ZM42 223H44V221L42 222ZM48 223V222H47ZM52 223V222H51ZM79 223V222H78ZM91 223V222H90ZM94 223V222H93ZM104 223H107V222H105L104 221ZM174 223V222H173ZM187 223H188V221H187ZM194 223V222H193ZM40 224V223H39ZM58 224H59V222H58ZM77 224V223H76ZM82 224V223H81ZM80 224V225H81ZM183 224V223H182ZM5 225H3V226H5ZM9 225V224H8ZM30 225V224H29ZM36 225V224H35ZM42 225V224H41ZM40 225V226H41ZM44 225H46V223L44 224ZM48 225V224H47ZM46 225V226H47ZM62 226L64 225V224H61ZM70 225V224H69ZM68 225V226H69ZM74 225H75V223H74ZM101 225H103V221H102V223H101ZM100 225V227H102ZM137 225V224H136ZM154 225V224H153ZM18 226V225H17ZM26 226V225H25ZM37 226V225H36ZM51 226V225H50ZM65 226V225H64ZM63 226V227H64ZM87 226V225H86ZM88 226H90V225H88ZM87 226V227H88ZM106 226V225H105ZM144 226V225H143ZM145 226H146V224H145ZM157 226V225H156ZM11 227V226H10ZM27 227H29V226H27ZM38 227V226H37ZM42 227V226H41ZM66 227V226H65ZM74 227V226H73ZM72 227V228H73ZM77 227V226H76ZM85 228V229H88V228ZM97 227H99V226H97ZM99 227V228H100ZM122 227V226H121ZM152 227V226H151ZM31 228V227H30ZM55 228V227H54ZM67 228V227H66ZM70 228H71V226H70ZM78 228H79V226H78ZM98 228V229H99ZM123 228V227H122ZM147 228V227H146ZM10 229V228H9ZM29 229V228H28ZM39 229V228H38ZM46 229V228H45ZM44 229V230H45ZM49 229H51V228H49ZM58 229V228H57ZM77 229V228H76ZM84 229V230H85ZM94 230V228H91V230ZM101 229V228H100ZM159 229V228H158ZM1 230V229H0ZM16 230V229H15ZM14 230V231H15ZM19 230V229H18ZM21 230H22V228H21ZM32 230V229H31ZM41 230H42V228H41ZM72 230V229H71ZM79 230V229H78ZM84 230L83 231H81L80 230V232H83L84 233ZM96 230V229H95ZM144 230V229H143ZM142 230V231H143ZM162 230V229H161ZM5 231V230H4ZM3 231V232H4ZM25 231H26V228H25ZM48 231V230H47ZM50 231V230H49ZM53 231H56L55 229L53 230ZM120 231H121V229H120ZM137 231V230H136ZM142 231H140L139 233H141V234H143V232ZM1 232V231H0ZM7 232H8V230H7ZM15 232H17V231H15ZM46 232V231H45ZM52 232V231H51ZM65 232V231H64ZM71 232V231H70ZM69 232V233H70ZM74 232L76 233V231H75V228H74ZM80 232H78V233H80ZM89 232H90V230H89ZM93 231H91V233H92ZM98 232V231H97ZM101 232H102V230H101ZM100 232V233H101ZM125 232H127V231H125ZM164 232V231H163ZM2 233V232H1ZM9 233V232H8ZM20 233V232H19ZM34 233V232H33ZM67 233V232H66ZM68 233V234H69ZM72 233V232H71ZM86 233H87V230H86ZM94 233H96V232H94ZM99 233V232H98ZM147 233V232H146ZM146 233H145V236H147L146 235ZM149 233V232H148ZM147 233V234H148ZM3 234V233H2ZM6 234V233H5ZM4 234V235H5ZM14 234H16V233H14ZM30 234V233H29ZM36 234V233H35ZM43 234H45V233H43ZM73 234V233H72ZM71 234V235H72ZM102 234H104L103 232H102ZM117 234V233H116ZM124 234V233H123ZM129 234V233H128ZM137 233L135 232V234L134 235H136ZM196 234V233H195ZM3 235V236H4ZM26 235V234H25ZM54 235V234H53ZM53 235H52V237H53ZM64 235H65V233H64ZM63 235V236H64ZM77 235V234H76ZM79 235V234H78ZM84 234H82V238L84 237L83 236ZM86 235V234H85ZM89 235V233L87 234V236ZM100 235V234H99ZM106 235V234H105ZM108 235V234H107ZM122 235V234H121ZM127 235V234H126ZM139 235V234H138ZM138 235H136V236H134L135 238H137L138 237ZM144 235V234H143ZM143 235H142V237H140V239L141 238H144V239H146L145 238V236L143 237ZM15 236V235H14ZM19 236H20V234H19ZM28 236V235H27ZM36 236V235H35ZM46 236V235H45ZM51 236V235H50ZM56 236V235H55ZM58 236H60V235H58ZM70 236V235H69ZM74 236V235H73ZM80 236H81V234H80ZM94 236V235H93ZM93 236H91V239L92 238H94L95 236H96V234H95V236L93 237ZM129 236V235H128ZM133 236V235H132ZM149 236V235H148ZM151 236H152V234H151ZM151 236H149V237H151ZM154 236V235H153ZM5 237V236H4ZM12 237H13V235H12ZM22 237V236H21ZM38 237V236H37ZM47 237V236H46ZM49 237V236H48ZM67 237V236H66ZM99 237V236H98ZM101 238H102V235L100 236ZM158 237V236H157ZM156 237V238H157ZM195 237V236H194ZM8 238H10L11 239V235H10V237H7V239ZM17 238V237H16ZM15 238V239H16ZM30 238H32L33 239V237L32 236H30ZM54 238V237H53ZM72 238V237H71ZM75 238H78V237H75ZM75 238H73V239H75ZM80 238V237H79ZM81 238V239H82ZM87 238V237H86ZM85 238V239H86ZM89 238V237H88ZM87 238V239H88ZM107 238V237H106ZM128 238V237H127ZM133 238V237H132ZM134 238V240L136 241V242H138L140 239H138V241L136 240ZM139 238V237H138ZM148 238V237H147ZM155 238V239H156ZM13 239V238H12ZM15 239H13V240H15ZM24 240H25V238H23ZM27 239H28V237H27ZM26 239V241H28V240H30V239H28L27 240ZM45 239H47V238H45ZM80 239V240H81ZM84 239V240H85ZM149 240H152V239H150V238H148ZM169 239V238H168ZM1 240V239H0ZM4 240H6V239H4ZM24 240H22V241H24ZM38 240H40V239H38ZM60 240V239H59ZM68 240V239H67ZM78 240V239H77ZM88 240H90V239H88ZM102 240H105V238L104 239H102ZM117 240V239H116ZM124 240V239H123ZM122 240V241H123ZM9 240H7L6 242H8ZM18 241V240H17ZM25 241V242H26ZM49 241V240H48ZM71 241V240H70ZM82 242L81 243H83V239L81 240ZM93 241V240H92ZM91 241V242H92ZM109 241H111V240H109ZM114 241V240H113ZM112 241V242H113ZM132 241V240H131ZM143 241H145V240H143ZM153 241H156V240H152V242ZM1 242V241H0ZM5 242V241H4ZM3 242V243H4ZM32 242V241H31ZM33 242H35V241H33ZM32 242V243H33ZM51 242V241H50ZM75 242L76 243H79L78 241H76L75 240ZM96 242V241H95ZM101 242H103V241H101ZM130 242V241H129ZM140 242V241H139ZM151 242V243H152ZM176 242V241H175ZM183 242V241H182ZM195 242H196V244L198 245V247H200L201 246V242L199 241V239H197L196 238V240H195ZM24 243V242H23ZM22 243V244H23ZM27 243V242H26ZM30 243V242H29ZM28 243V244H29ZM32 243H31V245H32ZM38 243V242H37ZM43 243V242H42ZM57 243V242H56ZM72 243H74V241L72 240ZM85 243L87 244H89V242H87V241H85ZM117 242H114L113 244H116ZM125 243V242H124ZM132 243H134V242H132ZM150 243V242H149ZM149 243L147 244L146 243V245H149ZM160 243V242H159ZM5 244V243H4ZM7 244V243H6ZM27 244V245H28ZM34 244V243H33ZM40 244V243H39ZM44 244V243H43ZM80 244V243H79ZM84 244V243H83ZM85 244V245H86ZM95 244V243H94ZM93 243H92V245H94ZM103 244L106 246V242L104 243L103 242ZM102 244V245H103ZM108 244V243H107ZM113 244H111V245H113ZM120 244V243H119ZM136 244V243H135ZM137 244H139V243H137ZM136 244V245H137ZM140 244H142V243H140ZM153 244V243H152ZM3 244L1 243V246H2ZM19 244H16V243H14V245H11L10 243H9V245H6V246H0V264H12L13 262V264H24V261H22V262H20L21 261V259H22V257H23V255L24 254H19L20 256H22L21 257V259H19V257L20 256H18L17 257V255L18 254H16V256H15V251H16V253L17 252H22L23 251V247L22 246H24V245H20L22 248V250L20 251V248H19V246H18ZM35 245V244H34ZM41 245V244H40ZM52 245H54V243L52 244ZM85 245H83V246H85ZM91 244H90V246H92ZM110 244H108L107 246H109ZM117 245V244H116ZM155 245V244H154ZM175 245V244H174ZM200 245V246H199ZM18 246V247H17ZM37 246V245H36ZM47 246V245H46ZM46 246H44V247H46ZM62 246V245H61ZM68 246V245H67ZM70 246V245H69ZM68 246V247H69ZM101 246V245H100ZM114 246V245H113ZM138 246V245H137ZM137 246L135 247V249L137 248ZM144 245H142V247H143ZM152 246V245H151ZM151 246H148V248L147 249H149V248H151ZM29 247V246H28ZM27 246H25V248H24V252L26 251L25 249H27L28 248ZM32 247V246H31ZM54 247V246H53ZM64 247V246H63ZM78 247V246H77ZM93 247V246H92ZM91 247V248H92ZM97 246L96 245H94V250L96 251V248ZM118 247H119V245H118ZM122 247V246H121ZM125 247H126V245H125ZM129 247V246H128ZM131 247V246H130ZM138 247H141V245L140 246H138ZM153 247V246H152ZM160 247V246H159ZM177 247V246H176ZM211 247V246H210ZM17 248L19 249V251H17ZM34 248V247H33ZM37 248V247H36ZM40 248V247H39ZM43 248V247H42ZM70 248V247H69ZM87 247H83V249H86ZM90 248V249H91ZM105 248V247H104ZM110 249L112 248V247H109ZM109 248H105V250L106 249H109ZM30 247H29V251H30ZM35 249V248H34ZM38 249V248H37ZM54 249H56L57 250V247H55ZM60 249H62V248H60ZM71 249V248H70ZM79 249H81V250H83L81 247H80V245H79ZM88 249V248H87ZM86 249V250H87ZM90 249H88V250H90ZM93 249V248H92ZM91 249V251H90V254H91V252L93 253V250ZM99 249L101 250V248L99 247ZM116 249V248H115ZM130 249V248H129ZM129 249H128V251H129ZM131 249H133V247L131 248ZM130 249V250H131ZM141 249V248H140ZM144 249V248H143ZM143 249H141L142 250V253H143ZM152 249V248H151ZM28 250V249H27ZM33 250V249H32ZM47 250V249H46ZM74 251H72V252H75L76 250L75 249H73ZM100 250H98L96 253H99L100 254ZM117 250V249H116ZM119 250V249H118ZM123 250V249H122ZM161 250V249H160ZM164 250V249H163ZM65 252V250H61L60 252ZM85 251V250H84ZM102 251V250H101ZM120 251V250H119ZM135 251V250H134ZM157 250H155V252H156ZM26 252H28V251H26ZM31 252H34V250L33 251H31ZM37 252V251H36ZM41 252H42V250H41ZM44 252V251H43ZM59 252V251H58ZM106 252V251H105ZM123 252V251H122ZM150 252V251H149ZM152 252L154 253V251L152 250ZM159 252V250L157 251V254L158 255H161L162 253H161V251H160V253H158ZM175 252V251H174ZM173 252V253H174ZM23 253V252H22ZM30 253V252H29ZM29 253H27V254H29ZM35 253V252H34ZM83 253V252H82ZM86 253V252H85ZM85 253H83V257H84V254ZM95 253V252H94ZM95 253V254H96ZM103 254H104V252H102ZM102 253H101V255H102ZM110 253V252H109ZM123 253H125V252H123ZM130 253V255L131 254H133V253H131V252H129ZM129 253H128V255H129ZM147 253V252H146ZM26 254V255H27ZM32 254V253H31ZM30 254V255H31ZM52 254V253H51ZM66 254V253H65ZM64 254V255H65ZM73 254V253H72ZM72 254H70V255H72ZM88 254V253H87ZM98 254V255H99ZM106 255H107V253H105ZM104 254V255H105ZM138 254V253H137ZM152 254V253H151ZM155 254V253H154ZM154 254H153V256H154ZM25 255V256H26ZM30 255H29V257H30ZM37 255V254H36ZM41 255H43V254H41ZM62 255V254H61ZM63 255V257L65 258V256H68L69 258H70V256L69 255H65L64 256ZM74 255H75V253H74ZM94 255V254H93ZM97 255V254H96ZM105 255V258L106 257H108V256H106ZM110 255H112V254H110ZM121 255V254H120ZM125 254H123V255H121L122 257H121V259L123 258H126V256L125 257H123ZM130 255H129V257H130ZM146 255V254H145ZM34 256V255H33ZM56 256V255H55ZM77 256H79L78 254H77ZM89 256V255H88ZM103 256V255H102ZM140 256H141V254H140ZM162 256V255H161ZM18 258V260H15V259H17ZM27 257H28V255H27ZM29 257H28V259L27 260H29ZM57 257V256H56ZM82 257V258H83ZM131 257H133L132 255H131ZM134 257H136V256H134ZM133 257V258H134ZM160 257V256H159ZM26 258V257H25ZM24 258V259H25ZM31 258V257H30ZM34 258H37V257H33V259ZM75 257H73V259H71L70 258V260H76V261H74V263L75 264H78L77 262H79V261H83V260H79V261H77V257H76V259H74ZM89 258V257H88ZM98 258H101L102 259V257H98ZM154 258H156V256L154 257ZM154 258H152V260L154 259ZM194 258V257H193ZM24 259H22V260H24ZM38 259V258H37ZM44 259V258H43ZM48 259V258H47ZM55 259V258H54ZM68 258H65V259H63L65 262H66V260H67ZM85 259V258H84ZM95 259H97V257L95 258ZM103 259H104V256H103ZM128 259V258H127ZM127 259H125L126 261H128ZM132 259V258H131ZM137 259V258H136ZM150 259H151V256L149 255V253H148V256H145V257H141V258H139V263H138V261H135L136 262V264H144V263H150ZM162 259V258H161ZM192 259V258H191ZM26 260V259H25ZM26 260V262H28ZM31 260V259H30ZM50 260V259H49ZM58 260V259H57ZM87 260V259H86ZM105 260V259H104ZM104 260H101V261H104ZM107 260H109L108 258L106 259V261H104V262H109V261H107ZM130 260V259H129ZM135 260V259H134ZM155 260V259H154ZM153 260V261H154ZM156 260H158V259H156ZM163 260V259H162ZM168 260V259H167ZM188 260H189V258H188ZM15 261H17V263H15ZM34 261V260H33ZM44 261V260H43ZM53 261V260H52ZM62 261V260H61ZM90 261V260H89ZM99 261V260H98ZM49 262V261H48ZM54 262V261H53ZM70 264H71V261H68ZM104 262H103V264H104ZM111 262V261H110ZM152 262V261H151ZM172 262V261H171ZM191 262V261H190ZM47 263V262H46ZM55 263V262H54ZM69 263H66V264H69ZM73 263V264H74ZM83 263V262H82ZM85 263H86V261H85ZM91 263H92V261H91ZM94 263V262H93ZM101 263V262H100ZM121 263H124V262H121ZM131 263V262H130ZM134 263V262H133ZM133 263H131V264H133ZM148 263V264H149ZM154 263V262H153ZM157 263H159V261L157 262ZM164 263V262H163ZM27 264V263H26ZM28 264H29V262H28ZM31 264V263H30ZM34 264H44V263H39V260H37V261H34ZM49 264V263H48ZM51 264H52V262H51ZM87 264V263H86ZM95 264V263H94ZM98 264V263H97ZM109 264H111V263H109ZM124 264H128V263H124ZM152 264V263H151ZM156 264V263H155ZM172 264V263H171ZM195 264V263H194Z\"/></svg>",
  "mask_w": 264,
  "mask_h": 264
}]
</instances>
